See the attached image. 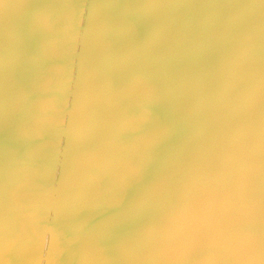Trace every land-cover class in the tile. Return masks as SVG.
Here are the masks:
<instances>
[{"label":"rangeland","instance_id":"obj_1","mask_svg":"<svg viewBox=\"0 0 264 264\" xmlns=\"http://www.w3.org/2000/svg\"><path fill=\"white\" fill-rule=\"evenodd\" d=\"M148 1L149 0H119V1L116 0V1H114V3L109 2V4L106 5L107 2L105 0H0V130H1L0 131V133H1L0 134V140H1L0 143L2 144V145L0 144L2 146V147L0 146V151H1L0 152V158H1L0 159V166H1L0 167V230L2 231L3 229H5V228H3V227H5L4 222L6 220H9L11 226L13 227V230L11 231V232H13L12 240L13 241L17 240V249H19V248L21 249V252L19 254L20 257L17 255V258H14L13 257V250L14 249H13L12 244L5 243V240L3 239L4 234L2 232H4L5 230L2 232L0 231V233L2 234V235L0 234L2 236V237L0 236V242H1L0 243V256H2V255L4 256L2 259L0 257V264H8V262H10L11 259L16 261V262H14V264H31L32 261H33L32 264H34V263H36L37 260H38L37 261L38 264H70V261L73 259V258H71L72 256L75 257V261L72 264H113V258H115V260H116L115 264H137V263L143 264L144 262H145L144 264H156V262H157V264H159V262H161L159 259H164L163 262H161L162 264H164V263L165 264H169V263L173 264L174 262H176V264H178L181 261L182 262L179 264H185V263L186 264H232V263L233 264H245V262L250 264L251 262H253V260L256 258V256L258 257V259L256 260L255 264H263V262H264V260H263V258H264V250H263L264 244H263V242H264V240H262L263 239L262 236H264V230H262V229H264V219L261 218L262 220H260V223H259V220H258L259 217L257 216L256 213H254L253 210H251L252 208L249 205H247L244 202L236 203L235 204L236 206L234 205L235 208L233 209V211H234L233 217H234V215L236 216V213L237 214L239 213V210H240V213H239V216L237 215L238 217H236V219L233 218L234 221H231V224L233 222H235L234 223L235 225L234 224H232V225L237 227V229L240 233V237L238 239L235 238L234 240H230L229 238L226 239L224 236L226 234V230L224 229L222 231V229H220V228H218V229L215 228L214 219L220 218L224 215H222L221 211L218 210L217 208H213V204H212V200H211L212 197L210 195L211 193L209 192V190H207L206 188H203L204 185H202L201 183H197V184H194L193 186L190 187L191 191L193 193H196V194L195 195H191L190 193L186 194L185 193L186 190L180 189V186H178V184H177V183H180L179 179L175 180L176 182L173 181L174 184L176 183L175 187L177 185V190L173 191L172 192L173 194H171L172 189H170V191L168 190L169 191L168 194L170 193V195H168V196L166 195L167 191H166V193H164V192H161L162 189H160L159 192L162 193L161 196H159L160 194H158V192L154 190V195H156V193H157V195L151 196V197L156 198L159 196V197L163 198V200H162L161 198L158 197L159 200L164 201V197H163L164 195H166L167 197L173 195V197H174L175 195H177V194L179 195V193H180L181 195H179V196L181 198V196L183 195L182 194L183 192L181 193V190H183L184 191V195H183L184 197H182V198H185V197L188 198L187 197V195H188L190 197L189 200L185 198V200L183 199V201H184L183 202L182 199L179 198V196H178V198H177V196H176V198L174 197L175 200L178 199L177 201L180 202V200H181L184 203V205L182 203V207H181V202L180 203L178 202L177 205H179V206H177L178 207L177 209H175L176 205L174 203L172 204V205H174V208L172 209L173 206L171 205V207L169 209L170 203L168 204L167 201H165V202L160 201V203H159L158 202L159 200L157 198H156L157 200L155 198L153 200V198L150 197V199H151L150 203L148 202L149 199H145L149 203V205H148L150 207V212H149V209H148L149 207L147 205H145L147 202H144L145 203L144 206L148 207V208L146 207V209L149 213L152 212L151 210L153 208L155 211V212L153 211L154 214H161V213L163 214V213H167V212L169 214L170 211L172 214V211H174L173 213H176L178 210V212L174 216L168 215L169 219L166 215H162L159 218V219H161V222H160V220H158V222L161 223L160 224L161 226H164L165 223L167 224L168 222L169 223L171 221L173 222V223L171 222V224L165 225V227H162V228H166L168 226V228H167V230H168V229H171L172 227H174L173 228L174 230H172V229L170 230L171 231L170 234L171 233L172 234L169 235V237H168V240H171L168 242V244L170 243L171 248L174 249V252H175L174 255L166 256V254H165L166 257H164V255H163V256H159L158 258L157 257L153 258V256H151L152 257L151 258L149 256L152 260H150V258L145 257L146 260L147 259L149 260V261L148 260L146 261L141 256V253L143 254V251L134 252L131 249L130 251L127 250V251H123L121 254L119 253L120 250H118L119 248H117V244L120 243L124 246L125 245L124 243L128 242L130 240V237H131L130 236L131 230L128 228V225L124 226L125 229L123 231L119 232V230H118L120 225H122L124 222L123 218H122L123 207L121 208L122 209V211H121L120 206L118 204L121 202V204L124 205V202L127 200V197L122 195V193H121L122 190H120V189H122V188H119V187H121L120 181H122V179H121L122 175H121V169L120 168H122V166H125V164L127 162L126 158H127V155H129V153L127 151H126V153L124 152L125 151V149H123L124 146H119V144L120 145L124 144V142H122V139H121V138H123L122 136L119 137V135H117V136L114 135L113 137H110L108 134H106L103 137V135H102L103 133L101 134L102 131L109 130L108 126L110 127V125H106V124H104V122H105V120H110L113 116V115L111 117L108 116L105 119L106 113L112 114L113 108L115 106H117V108H118V106L121 105L119 107L120 111H119V109H117V110L119 112H122L124 117H126L130 121L132 118H134L135 123L140 125V126L138 125L139 130L137 132V135H138L137 139H139V137H140L138 142L141 143L142 146L143 145L144 146L152 145V149H154V154H153V157H155L154 160L160 159L162 157V154H161L162 151L167 152V154L170 156V160H168L167 157L164 156V158L167 159V162L165 163L166 166L172 167L173 166L172 164L169 165L170 162L173 161V159L175 160L177 158H181L182 161H188L189 162L191 157H193L192 156L193 153L195 154L197 151H198L197 156H195L196 155L195 154L194 159L201 157L203 160H205L204 159L205 154L210 153V154L206 155V156L211 157L210 160L208 159L207 163L210 162L209 166H210V169H212V171H214L213 172L214 174L217 172L216 176L215 175L213 176V174H212L211 179H212V177H213V179H215V178L218 179L221 177V174L223 176V173H224L223 177H226L225 173H227L228 171L230 172L231 170H232V172L237 170V173H238L240 170L237 169L235 166H237L238 168L241 167L240 166L241 164H239L240 161L238 162V160L241 158L239 156H235V153H237V152L234 153V151L237 149V147H239L241 149V146L246 141H249L248 139H250V142L254 141L255 136L259 135L262 128H264V82H261V81H263L261 79H260L261 81H258L259 77H257V76L255 77L254 74H252V72H251L252 66L251 65H248L247 67L244 65L247 63L246 61H248V58L251 57V56H249L250 52L252 54L254 46H256V41L253 43H252V41L257 39V37H260V36L264 37V18L259 22L258 26H256V24L259 20L256 17H259V16L264 17V13H263L264 0H210L207 4V12H203V14L197 13V15L195 14L196 16L202 15L200 20L197 17L199 22L195 21L199 24V26H197L198 24L197 23L195 24V22L193 24L191 23L193 26H191L190 22L188 24L189 20L191 21V19H193L191 22H193L195 20L194 18H191V17L196 18L195 15L194 16L192 15L193 14L192 12H194V11H192V12L190 11V14L192 16L188 12L187 15H189L191 19L189 18L188 21L187 20L184 21V26H186L187 28L183 30L184 32L181 29L180 37L176 36V37H179V38H176L178 40L173 39V41L171 42V43H174L175 45L170 44V49L167 48V50H165V49L163 50V48L161 47L162 50H160V52H158L159 56L162 55L161 58H158V61L161 60V61H159V63L161 62L162 65L165 64L164 67L167 66L168 72L167 73H159L156 71V74H154V76H152V72H150V69H152V67L154 66L153 63L156 62V59L154 58L155 62H154V60H152L151 62H149V61L145 62L144 61L145 65L138 66V69L136 66L134 67V65L133 66L131 64L129 65L127 63L126 59H124L125 53L123 52V49H121V47L123 46L122 42L125 39V35L120 36V34H119L120 32L118 33L120 26L123 24H127V22H128V26L125 25L123 28L125 31L124 33L127 35L128 34L134 35V36H132L133 39L138 37L137 34H139V32H137V28H136L137 21L135 20L136 21L135 22L133 17H132V19H128L131 17V15L128 13L132 10V8L134 9V5H140V6H142L141 8L146 7ZM173 1H175V0H164V1L162 0L163 3H161L159 1L161 3V5H163L164 2H165V5H166V3L168 4V5H166V7L168 6L167 8H168L169 12L166 10L167 8H165V10L167 11V17L169 15V13H170L169 17H171L170 20L168 19L169 21L166 20V22L169 23V24L167 23L169 26L168 27L169 30L166 28L168 30L169 34H167L168 32L166 30L167 33H165V36L166 35L167 36L165 37V39H163V41L161 40L162 44H164L165 40H167V39L169 40V43H170L171 37L173 35L172 32H175L174 29H176V27H178L177 25H179V23H177V22L180 19H178L175 22V20L180 15V13H179V15L176 13V11L179 10V9L177 10V8H178L176 5L177 0L175 1V4L173 3ZM103 3H104V5H103ZM105 5H106V8H104ZM75 6H76V8H75ZM130 6H131V8L128 10V8ZM99 8L103 9V10L105 9V11L102 10V12H105V14L101 13L100 10L98 11ZM245 9L249 10V12H247ZM107 10H108V12L110 11L111 13L110 12L106 13ZM76 11L78 13H76ZM90 14H91V17H90ZM119 14L120 15L122 14V16H117ZM136 15H137V13H135V16ZM215 17H217V18H215ZM197 18H196V20H197ZM104 20H105V22H104ZM254 20H256V21H254ZM181 21H182V19L180 20V23H181ZM253 21H254V23H253ZM185 22L187 23V25H185L186 24ZM112 23H114V24H112ZM175 23H176V25H175ZM248 24H250L251 26ZM111 25H112V27H111ZM174 25L176 26L175 28H173ZM246 25H248V26H246ZM109 27H110V29H108ZM117 27H118V30L116 31ZM194 27L197 29V31L195 30ZM126 28H127V30H126ZM128 29H129V31H128ZM170 29H172V30H170ZM187 29H188V31H187ZM101 30H103V31H101ZM185 31H186V33H185ZM114 32H116L117 34L115 35ZM98 33H100V34H98ZM101 33H103V34H101ZM186 34L187 35L191 34V35L190 36L188 35L186 37ZM109 35L110 36L112 35V38ZM168 35H170V36H168ZM108 36H109V38H108ZM93 38L95 40H93ZM117 38H118V40H117ZM107 39H108V42H106ZM250 40H252V41H250ZM186 41L187 42L189 41V42L187 43ZM184 42H186L187 44L192 43L193 45L190 44L191 46H198L199 45L201 47L199 49V50H201L199 53V57L200 58L202 57L203 62H204L203 63L204 65L202 64L203 68H202L201 73H199V76L198 77L195 76V77H193L194 79H192L193 81H196V82H194V84H193V81L189 82V84H190V85H188L189 87H187V85H186L187 88H185V89H184V87L181 86L182 85L181 82L178 81L179 77H180L179 74H181V72H182L181 70H183V68L190 61V56L188 55V51L186 50L187 48L183 44ZM91 43H92V45H91ZM97 43H98V45H97ZM251 44L252 45L254 44V45L251 46ZM93 46L97 47V49L93 48ZM99 46H101V47H99ZM187 47H188V50L190 51L189 46H187ZM104 48H106L105 51H104ZM92 49H94V50L92 51ZM224 49H226L225 51H227V52H221V51H224ZM106 50H108V51H106ZM218 50H220V52ZM97 51H98V53H96ZM112 51H114V54L113 53L111 54V56H114V61L112 60L111 62L106 63V61H104L103 59L106 58L108 55H110V53ZM162 51H164V52H162ZM215 51H216V53H215ZM90 53H92V54H90ZM220 53H223V54L220 55ZM226 53L228 56L225 55ZM224 55H225V57H224ZM206 56L210 57V59H209V57H207L209 59V62H206L208 60L206 58ZM227 57H228V59H227L228 61L226 60ZM62 59L64 60L63 61L64 64L62 62ZM81 61H83V63ZM98 61H100V62H98ZM263 61H264V59H261L258 62H255V65L256 64H258V65L262 64L264 66ZM248 63L250 64V62H248ZM105 64H107V66ZM237 64H238V66H237ZM242 64L245 66L244 69H243V66H241ZM111 65H113V66H111ZM77 68H78V70H76ZM101 68H102V70H101ZM179 68H181V69L179 70ZM81 69L84 70L85 72L82 71ZM235 69H236V71H235ZM175 70H176V72H175ZM80 71H81V73H80ZM135 71H137V74L133 75L135 73ZM65 72H66V74H65ZM100 72H101V74H100ZM82 73H84V74H82ZM90 73H91V75H90ZM204 73L206 74L205 76H203ZM88 74L90 75V78H89ZM99 74H100V76L101 75L102 76L100 77ZM201 74L203 77L201 76ZM242 74H244V75L242 76ZM173 76L174 77L176 76V77L174 78ZM248 76H250V77H248ZM156 77L165 78L166 84L172 85L170 88V91H171L170 94H171V99H172L173 105L166 107L165 106V104H166L165 96L159 98L156 95V90H157L158 86L160 85V84H158L159 79H157ZM251 77H253V78H251ZM167 79H169V80L167 81ZM196 79L199 80L200 82L197 81ZM64 84L66 86H64ZM110 84H111L112 88L110 87ZM93 86H94V88H93ZM86 87H88V88H86ZM179 87L180 88L182 87L183 89H180ZM63 88H65V89H63ZM106 88H108V89H106ZM193 88H195V89H193ZM77 92H78V95L80 93V96L77 95ZM63 93L65 95H62ZM96 94H97V96H96ZM59 98H61V99H59ZM66 98H67V100H66ZM79 98H80V101L81 100L83 101L82 103L84 105L79 101ZM83 99H85V100H83ZM58 100H60V101H58ZM97 100L100 102H98ZM64 102L66 105L64 104ZM78 102H79V105L77 104ZM59 103H60V106L58 105ZM80 103L82 104V108H80L81 107ZM111 103L113 104V106ZM240 103H241V105H240ZM76 104L78 106L76 109H74L76 107ZM217 104L221 108L217 107ZM63 105H64V107H61ZM85 105H87V106L85 107ZM97 105L98 106L101 105V106L98 107ZM150 105L153 107H151ZM239 105L242 108L238 109ZM102 106H104V107H102ZM223 106H224V108L230 107L229 109H234V108L237 109L235 112L241 113V115H243V117H240V119L243 120V118H244L245 123L242 120L241 121L244 124L242 122H240V120H232L231 123H229L225 127L226 133L221 128L223 130L222 132L225 133V135H227L226 139H225V135H221V138L223 141L222 140L218 141V139H219L218 134L222 133V132L219 131V129H220L219 124H218L219 120L216 118V115H217V112H219V110H221L223 108ZM258 106H259V108H260V106H262V108H260V109L256 108ZM59 107H61L62 110H60ZM110 107H113L112 110L109 109ZM127 107H129V109ZM171 107H175L178 109L171 108ZM64 108H66V109H64ZM83 108H85L86 112L84 110L83 111L81 110ZM91 108H93L91 112L87 111L89 109L91 110ZM105 108H106V110L108 109V111H106ZM257 109H258V113L256 112ZM76 110L79 111L80 113L82 111V114H80ZM104 110L106 111V113ZM110 110L112 112H110ZM117 110L116 111L114 110L115 114L119 113ZM175 110H179L181 112L182 116L184 117L185 127L179 128L177 126L178 123H176L177 117H176ZM198 110H199V112H198ZM60 111H62V112H60ZM74 111L76 112V114L77 113L80 114V117H82L83 115L90 116L92 114L96 118L92 117V115H91L92 118L89 117V120H87L83 116L82 117V118H84L83 120L85 122L87 120V123H85V122L83 123V120H80V118L77 114L76 118H79V119L78 120L76 119L77 122L73 123V121H75L74 120L75 118H73V120H72L71 117H72V114ZM195 111H196V113H194ZM99 112L100 113L103 112L105 114L104 115L105 117L102 114L100 115ZM116 112H118V113H116ZM192 112L194 115L192 114ZM255 112H256V114H255ZM53 113H55V114L53 115ZM115 114H114V117H115ZM135 114H136V116H135ZM196 114H198V115H196ZM51 115H53V119L56 118V119H54V121L51 119L52 118ZM73 115H74L73 117H75V113ZM138 116H139V118H138ZM148 116L153 117V119L155 121H157V122H155V127H156V128H154V130L156 129L155 132H153V130H151V132H150L144 128L145 119ZM46 117H48L50 119H48V118L46 119ZM101 117L102 118L104 117V118L102 119ZM165 117H166V119L168 117V119L165 120ZM207 117L209 120L207 119ZM59 118H60V125H59V122L56 124V122L59 121ZM189 118H191V119H189ZM70 119H71V121H70ZM90 119H93V120H90ZM134 119H132V122H134ZM140 119H142V120H140ZM198 119H200V120H198ZM47 120L50 122H47ZM170 120L172 123L170 122ZM246 120H247V122H246ZM255 120H257V121H255ZM38 121H41V122H38ZM186 122H187V124H186ZM194 122H196V123L194 124ZM39 123L41 125H39L40 127L38 129H36L37 125ZM45 123H47L49 125L51 124V127L48 128L47 124H45ZM53 123H54V127H53ZM72 123H73V129L71 126ZM96 123L98 124V127H96L97 126ZM205 123L207 124V126L204 125ZM55 124H56V126H55ZM162 124H164V125H162ZM24 125H25V127H24ZM41 126L44 128H41ZM58 126H60V127H58ZM76 126L79 129L78 128L76 129ZM157 126H158V128H157ZM197 126L199 127V129ZM220 127H223L222 123H221ZM8 128H9V130H8ZM87 128L88 129L90 128V130H86ZM97 128H99V129H97ZM39 129H40V131H38ZM42 129H43V131H42ZM60 129L63 130V132L60 131ZM69 129H70V131H69ZM93 129H95L94 133H93V131H94ZM157 129H159V130H157ZM162 129L163 130L165 129L167 133H166V135L161 137V135H159L158 133ZM200 129L203 131H201ZM210 129H212V130H210ZM33 130H35V133ZM96 130H99V132ZM8 131H9V134H8ZM36 131H37V133H36ZM44 131L47 134H45ZM157 131H159V132L157 133ZM242 131H244L245 133L243 134ZM139 132L142 133V135H139L140 134ZM208 132H210L212 134L211 137H210V133H209V135L207 134ZM239 132H242V133H240L241 134L240 138H242L241 139L242 141L244 140L243 142L241 140H239L240 139L239 138ZM43 133H44V135H43ZM99 133L102 135V137ZM202 133L205 134V137ZM252 133H254V134H252ZM21 134L23 135L24 141L20 140V139H22V137H20ZM37 134H38V137H40V138H37ZM75 134L77 135L76 138H75ZM143 134H144V137H143ZM145 134L148 135V137H145ZM183 134H184V137H183ZM242 134L244 135V137ZM1 135H2V137H4V139L5 138L6 139L2 140ZM8 135H10V138L8 137ZM24 135H25V137H24ZM35 135H36V137H35ZM48 135H49V138H47ZM92 135H93V137H92ZM152 135H153V138H152ZM154 135H156V138L157 137L158 138L155 139ZM193 135H195V137H193ZM200 135H201V137H200ZM202 135H203L204 140L202 138ZM247 135L249 138L247 137ZM251 135H252V138H251ZM91 137L93 138V140L91 139ZM105 137H107L109 139V141H108V139H106L108 141V143H106L105 139H102ZM141 137H143L145 139H143ZM223 137H224V139H223ZM236 137H237V139H236ZM115 138H116V140H114ZM207 138H212V139H207ZM35 139L36 140L39 139V140L36 141ZM190 139L192 140V142ZM194 139L196 142H193ZM201 139L203 142L201 141ZM17 140H18V142H17ZM19 140L22 141L23 143L26 142L25 143L26 145H24L22 142H20V143H22L20 145L21 148L23 145L25 148V150L22 148L23 149L22 153H20L21 149H19V147H20L19 146ZM29 140H31V141L29 142ZM155 140H158V141L155 142ZM39 141L40 142L42 141L43 145H42V142L40 143ZM45 141L47 142V144ZM116 141H118L119 144ZM161 141L168 142V143H163ZM170 141H171V143H173L172 145H171ZM204 141H206L207 143H209L211 141L209 143L210 145L207 143L205 145ZM83 142H84V144H83ZM94 142H96L97 145H95ZM112 142H113V147L110 144ZM201 142L203 143L202 144L203 150H204V147L207 146L208 149H210V150L212 149L211 151H213L215 154L219 153V156L215 155L213 152L212 153L214 155L212 154V156H211V152H210V150L208 151V149L207 150L205 149L204 151L200 152L199 150H202V149H199V147L201 148V146H200ZM234 142H235V144L232 145ZM31 143H34V145L36 144L35 147L38 149V151L40 150L39 146L42 147V146H44V144H46V145H48L49 143H51V144H49L50 147H48L49 145L46 146V149H45V146L42 147L44 152L42 150H40V151H42V154H43V155L42 154L40 155V151L36 152L37 149H35V147H33L32 146L33 144H31ZM59 143H61V144H59ZM193 143H196V144H194L195 146L193 145ZM240 144H241V146H240ZM70 145H71V147L73 146L74 148H77V149H74L73 147L71 148ZM98 145H99L100 149H99ZM110 145H111V147H110ZM228 145L231 146V147L229 146V149L231 148V150H230L231 152H232V147L235 148V149L233 148L234 149L233 150V153H234L233 157H231L232 153L230 151H228L229 150ZM236 145H239V146H236ZM27 146H28L29 151L26 148ZM78 146H79V148H78ZM81 146L83 148H81ZM93 146H97L98 148L97 147H95V148H97L98 151H96V149ZM13 147H16V148H13ZM92 147H93V149H92ZM102 147L103 148L107 147V149L105 148L106 151H105V149H102ZM118 147L120 149H122L121 153H120V151H118V150H120ZM194 147H197L198 150L196 151L197 148H194ZM209 147H211V148H209ZM89 148H91L90 151H89ZM190 148H191L192 152L190 151ZM32 149H34V150H32ZM80 149H82V150H80ZM112 149H113V152L115 153V156L112 155L113 157H111V154H109V153H111L110 151H112ZM115 149L117 152L115 151ZM214 149H215V151H214ZM225 149L226 150L228 149L227 151L230 152L229 157L227 156V154L222 155L223 151L227 152ZM238 149L236 151L240 150V149L239 150ZM70 150H71V152L68 154V152ZM72 150H73V152H72ZM92 150L96 151V153ZM18 151H20V152H18ZM53 151H54V153H53ZM102 151L104 152V155H107V156L101 155V154H103ZM188 151H190V152H188ZM206 151H208V152H206ZM23 152L25 154H27V152H28V155H26L27 157L24 154V156L26 158L23 155H20V154H23ZM76 152H78V153H76ZM203 152H206V153L203 154ZM220 152L222 153L221 154L222 156L220 155ZM55 153H57L58 156ZM74 153H76V155H74ZM83 153H85V154H83ZM93 153H95V154L93 155ZM98 153L100 154V156H98ZM185 153H187V154H185ZM38 154L40 155V157L42 156V158H40ZM78 154L79 155L82 154V155L78 156ZM117 154H119V155L122 154V155H120L118 158V156H116ZM13 155H15V156H13ZM44 155L48 159H46ZM48 155H49V157H48ZM50 155L53 156V159ZM70 155L72 156V158ZM109 155H110L109 158H111V160L114 159V160H112V163L110 162V160L108 158ZM124 155H126V156H124ZM187 155H188L187 158H190V159L186 158ZM21 156H23L22 162H21V160L19 161V159H21ZM36 156H38L40 161H39V159L36 158ZM56 156L58 159H56ZM75 156H78L76 158V160H75ZM81 156L83 159L82 161H81ZM83 156H85V157H83ZM216 156H217V158H216ZM224 156H227L229 159L227 157H225V159H224ZM234 156L236 158L237 157L238 158L233 159V162H232L231 159L234 158ZM79 157H80V159H79L80 162H78ZM89 157H91V159H89ZM93 157H95L96 159H94ZM120 157H123L124 159H122ZM63 158H65V159H63ZM100 158H101V163H100ZM221 158L223 160L222 162L225 161L228 163V161H229L230 164H227V163L226 164L228 166L231 165V166H229V168L230 167L232 168L234 166L233 169H235V170L234 171H233V169L228 170V167L226 166L225 162L221 164V162H220ZM249 158L250 159L254 158V156L253 157L250 156ZM259 158H261V159H259V160L257 159L258 161H256L255 158L253 159L254 161H252V162H254V163L251 166L252 169L255 168L254 170H256L257 169L256 166H260L261 165L260 163L263 164L264 156L259 157ZM35 159H37V163H35L36 162ZM49 159H51V160H49ZM119 159H121L125 163H123L122 161L120 162ZM25 160H27V161H25ZM56 160L59 163H56L55 162ZM64 160H65L66 164H64L65 163V162H63ZM90 160H92V161L90 162ZM102 160H103V162H102ZM117 160H119L118 161L119 163L117 162ZM47 161H49L50 163ZM52 161L54 164L52 163ZM113 161H115V162H113ZM234 161L238 162V163L236 162L237 165L233 164V163H235ZM260 161H262V162H260ZM7 162L9 164V166L6 165ZM26 162H28V164H26L27 168H26V173H25L24 172L25 168H24V170H22V168L26 167L24 165V163H26ZM69 162H71V163H69ZM96 162H97V165H96L97 168H95V165H94V164H96ZM213 162H214V164H213ZM22 163H23V165H22ZM32 163H33V165H32ZM77 163H79V164L77 165ZM216 163H217V166H216ZM257 163L260 165H258ZM44 164H46L48 167ZM70 164L72 165V167L74 166L72 168L73 170H71ZM83 164H85V167ZM86 164H88V165H86ZM119 164H120V166H119ZM36 165L39 168L36 167ZM63 165H65V166L63 167ZM66 165H69L70 167L69 166L67 167ZM214 165H215L216 170L214 169ZM253 165H256V166H254V168H253ZM29 166L30 167L34 166V167H33V169L32 168L29 169L28 168ZM50 166H51V169L53 168L52 171L50 169ZM87 166L89 167V169ZM99 166L100 167L103 166V167H101V169H100ZM261 166L258 168L261 169ZM263 166H262V168H264ZM65 167L69 168L70 169L69 171H75V174H74V177H75L74 180L75 181L74 180L72 181V179H71V178H73V173L72 172L69 173V174H72V176L70 178V180H71L70 184L68 183V181H69L68 178L70 176L68 175V173L66 171L68 169L67 168L65 169ZM81 167H83L84 169ZM224 167H227V169H226L227 171H225ZM44 168H47V169L45 170ZM54 168H56V169H54ZM85 168L87 170H85ZM94 168L96 170H94ZM166 168H168V167H166ZM37 169L40 170V171L38 170V174H36ZM90 169H92L91 171L94 173H92L90 171ZM105 169H107V170H105ZM219 169H223V171H225V172H223L222 170H219ZM9 170H10V172H9ZM79 170H80V174L82 171L86 174H87V172L90 173L87 175L82 173V175H85L84 177H86L88 179L87 181H91V180L96 178L91 183L87 182L89 185L85 181L86 185L89 186V187L88 186L86 187V188H88L87 190L85 189L87 191L85 193H86V195H88L87 196L88 199H86V195L84 194L83 191L82 192L85 196H82L83 194L81 192V189L78 190V189L74 188V186H73V183H75L76 186H79L81 184H84V186H85V183H81V180L84 179V177L82 176L83 177V178L81 177L82 179L79 177L80 176ZM101 170L103 171V173L101 172ZM113 170H114V172H113ZM21 171L23 172V174ZM46 171L49 173L47 174ZM50 171H51V173H50ZM167 171H168V169H167ZM169 171H171V170H169ZM53 172H55V173H53ZM76 172H78V173H76ZM107 172H108V174H107ZM117 172L119 175H117ZM220 172H221V174H220ZM11 173H12V175L10 176ZM44 173L47 174L46 178L44 177V175H42ZM240 173H238V174H240ZM5 174H6V176H5ZM49 174H50V176H49ZM76 174H78V175L76 176ZM217 174H220V175H217ZM249 174H250V172H249ZM14 175H15V178L13 181L12 179H13ZM89 175H90V178L93 177V179L89 180ZM229 175H230V173H229ZM2 176H3V178H2ZM20 176L22 178L24 176V179L26 181L24 180L23 182L22 181L20 182V180H23V179H20ZM28 176H30V177H28ZM39 176H41V177H39ZM140 176H142L141 178L143 180V178H144L143 175H140ZM140 176H136V177H138L137 178L138 180L136 179V177L134 180L139 181ZM77 177H78V181L76 180ZM223 177H221V179ZM227 177H226V180H227ZM42 178H43L44 183L42 181ZM5 179H6V181H5ZM46 179L48 181L49 180L50 181L48 182V181H46ZM51 179H52V181H51ZM144 179H146V176ZM213 179L210 181H213ZM221 179H219V181ZM53 180H55V181H53ZM226 180L224 181V183L226 182L225 185L227 188H225V187L223 188V186H225L223 184V181L219 182L217 180L218 181L217 184L222 183L221 185H223L222 187H221V185H219L220 189L223 188L221 190V192L226 191L229 187ZM15 181H17V182H15ZM58 181H60V182H58ZM94 181L96 184L93 183ZM98 181H99V183H98ZM105 181L107 182V185H104ZM236 181H237V179H236ZM34 182H35V184H34ZM52 182L54 183V185L56 183V187L53 185ZM76 182L77 183L79 182L80 184L79 183L77 184ZM82 182H83V180H82ZM171 182H169V184H171ZM213 182H216V181H213ZM92 183H93V185H92ZM59 184L61 186H58ZM68 184H69V186L72 185V186H70V189H69ZM101 184L103 186L102 189H104V190L106 188L108 190L110 189L115 194L112 191H111L112 194H110V191H108V190H105V192H103L104 190L103 191L101 190V187H102ZM112 184H114V185L112 186ZM11 185H12V187H11ZM81 186H83V185H81ZM81 186H80V188H82ZM84 186H83V188H84ZM91 186H94V187H92L93 189L91 188ZM53 187H54V189H53ZM71 187H72V190H71ZM66 188H68V189H66ZM73 188H74V190H73ZM89 188L92 189L93 193ZM114 188H115V190H114ZM117 189H119V190H117ZM88 190L91 192V195L89 194L90 192ZM11 191H12V193H11ZM72 191H74L73 195H72ZM141 191H140V194L143 195L142 194L143 191L142 192ZM177 191H180V192L178 193ZM19 192H20V194H19ZM118 192H120L121 195L118 194ZM176 192H177V194H176ZM103 193H105V195L106 194L107 195L105 196V195H103ZM138 194H139V191H138ZM141 195L138 196V199H141V197H143ZM52 196L55 199L54 201H53ZM111 196L113 198H111ZM191 196H194V197H191ZM173 197L171 196V198L174 200ZM108 198L109 199L111 198V199L109 200ZM166 198H165V200H168ZM79 199L80 200L82 199V201H80ZM84 199H86V201H89V199H90V202H86ZM96 199L99 200V202L97 201L99 204L96 203V206H95V203L92 200H96ZM172 199L168 200V201L173 202ZM83 200L88 205H86L85 202L83 204ZM52 201H53V205L51 204ZM103 201L106 205L103 203ZM106 201L107 202L109 201L110 203L108 202V205H107ZM156 201L160 204L159 206L163 205L162 203H164V205L161 206V209L159 206H157L158 203ZM177 201H176V203H177ZM186 201L189 205L187 203H185ZM91 203L93 206H91ZM154 203H156V204H154ZM192 203H194V204H192ZM54 204H56V205H54ZM109 204H110V206H109ZM152 204L159 207V209L162 212L160 210H158V208ZM150 205H152L153 207H151ZM187 205L189 207L192 206V209H193V207L195 208V207H197V205H199V208H201V212L200 211L198 213L196 212V214H194L192 216L189 215V213L184 214L186 208L191 209ZM86 206H87V208L84 209V207H86ZM107 206H109V208H110L109 210H107V208H108ZM165 206H168V207L165 208ZM184 206H186V207H184ZM53 207H54V209H53ZM162 208H164L165 210H163ZM241 209H244V210H241ZM97 210H98V212H97ZM120 211H121V213H120ZM157 211H160L161 213L160 212L157 213ZM242 211H244V212L246 211L248 214L245 212L246 214L244 215V212H242ZM250 212H251V216H250ZM83 214H85L86 216ZM200 214H201V216H200ZM93 215H95V217L98 218V219H95L96 222L98 223L97 227L94 226L92 221H91V220H93V218H92ZM247 215H249L248 216L249 218H246ZM165 217L167 219H165ZM195 217H197V219ZM172 218H174V219H172ZM178 218H181V219H178ZM256 218H257V220L255 221ZM233 219H231V220H233ZM248 219L251 221H255V222L251 223ZM142 221L143 220L138 221V225H139L140 229L145 230V229H147V228H145L146 227L145 225H147V222L146 221L142 222ZM247 221H249L251 224L248 223ZM188 222H189V224H188ZM50 223H51V226L49 225ZM181 223H183V224H181ZM257 223H259L261 225L258 226ZM249 224L252 227L248 226ZM196 225H197V227H196ZM237 225L241 226L240 227L241 229ZM179 226L182 228H180ZM247 226H248V228L249 227L250 228L248 229ZM187 227H190V228H187ZM208 227L210 229H205ZM243 227H245L244 230H243ZM1 228H3V229H1ZM196 228H197V230H196ZM211 228H213L214 231H215V229H217V230L215 232H213V230ZM251 228H253V229H251ZM247 229H248V231L251 229L250 230L251 232L249 231V234L247 233L248 231H245ZM259 229H261V230L259 231ZM208 230H210V231H208ZM174 231H177L176 233H178V234H176ZM206 231H208V232H206ZM211 231L213 232V234ZM252 231L254 232V236L251 235ZM203 232L204 233L206 232V234L204 235ZM245 232H246V236L243 238V236H241V235H245ZM256 232H257V234H255ZM16 233H17V235H16ZM128 233H129V235H128ZM223 233H225V234H223ZM262 233H263V235H261ZM182 234H183V237H182ZM192 234L196 238L195 240H194V237H192V236L190 238V235H192ZM198 234H200L201 237L197 236ZM220 234H221L222 238L220 237ZM38 235H40V236H38ZM178 235H179V237H178ZM184 235H186V236H184ZM203 235H204V237H203ZM249 236L250 237L252 236V237L247 239V237H249ZM207 237H208V239H207ZM182 238H184L183 239L184 241L182 240ZM220 238L223 241L220 240ZM259 238L261 241H263L262 243L259 240ZM185 239H186V241H185ZM220 241L222 243H224L225 245L221 244ZM219 243H220V245H222V247H220ZM182 244H184V245H182ZM56 245H58V246H56ZM217 247H220V248H217ZM115 248L117 249V255L114 257L113 251ZM29 250L32 251L30 253L31 256L28 255L30 252ZM214 251H215V253L217 251V253L214 254L213 253ZM261 251H263V252H261ZM202 252H203V254H202ZM228 252H231V253H229V255H232V257H230L228 255ZM260 252H261V254H260ZM210 253H213L214 255L212 254L213 255L212 256ZM176 254L178 256H176ZM26 255H28V258H30L29 261H28L27 257H26L27 260H26V258H24ZM173 256H174V258L176 257V259L180 256L178 258L180 261L177 263L178 260L175 261L176 259L174 260ZM182 256H183V258H182ZM165 258L168 259L167 260L168 262H165ZM22 259H23V262H21ZM170 259H172L171 260L172 263H171V261H169ZM182 259L185 261H183ZM232 259L235 261V263ZM250 259H252V260H250ZM24 260H25V262H24ZM248 260H249V262H248ZM152 262H154V263H152Z\"/></svg>","mask_w":264,"mask_h":264},{"label":"bare ground","instance_id":"obj_2","mask_svg":"<svg viewBox=\"0 0 264 264\" xmlns=\"http://www.w3.org/2000/svg\"><path fill=\"white\" fill-rule=\"evenodd\" d=\"M106 2H107V4L106 5H108L109 4V2H112V3H114V1H116V0H105ZM119 1V0H118ZM161 3H163L162 2V0H159ZM158 0H149L148 1V3H147V5H146V7H144V8H141L142 6H140V5H134V9L132 8V10L128 13V14H130L131 15V17L130 18H128V19H132V17L134 18V21L136 20L137 21V23H136V28H137V32H139V34H137L138 35V37H136L135 39H133V37L132 36H134V35H127V34H125L124 32V26L126 25V26H128V22H127V24H123V25H121L120 26V29L118 30V27H117V29H116V31L118 30V33L120 34V36L122 35H125V39L123 40V46L121 47V49H123V52L125 53V58L124 59H126V61H127V63L130 65H134V67L136 66L137 67V69H138V66H142V65H145L144 64V61L145 62H147V61H149V62H151L152 60H154V62H155V59H156V62L155 63H153V67H152V69H150V72H152V76H154V74H156V71L157 72H159V73H167L168 72V69H167V66L166 67H164L165 66V64H161V62L159 63V61H161V60H159L158 61V58H161V56L162 55H160L159 56V54H158V52H160V50H162L161 49V47L163 48V50L165 49V50H167V48L168 49H170V44H173V45H175L174 43H171L172 41H173V39H176V38H179L180 37V34H181V29H182V31L184 30V29H186L187 27L186 26H184V21L185 20H189V18H190V16L189 15H187V13L189 12V14H190V11L192 12V11H194V12H192L193 14V16L196 14L197 15V13L198 14H203V12H207V4H208V2L210 1V0H175L176 1V5H177V10L178 11H176V13L179 15V13H180V15H179V17L175 20V22L178 20V19H182V21H181V23H180V20H178V22L177 23H179V25H177L178 27H176L175 25H176V23H175V25H174V27L173 28H175L176 27V29H174V31L175 32H172L173 33V35H172V37H171V40H170V43H169V40L167 39V40H165V42H164V44H162L161 42L163 41V39H165V37L167 36H165V33H167L168 32V22H166V20H170V18L171 17H169L170 16V13H169V15H168V17H167V11H168V6L166 7V5H168L167 3H166V5H165V2H164V4L163 5H161V3L159 2ZM164 1V0H163ZM175 1H173V3L175 4ZM134 2V1H133ZM103 5H104V3H103ZM106 5L104 6V8H106ZM165 6V7H164ZM194 6V7H193ZM113 7V6H112ZM126 7V6H125ZM75 8H76V6H75ZM82 8V7H81ZM131 8V6L128 8V10ZM165 8H167L166 10H165ZM125 9V8H124ZM83 10V9H82ZM81 10V11H82ZM100 10V12L101 13H104L105 14V12H102V10L103 9H98V11ZM119 10V9H118ZM197 10V11H196ZM246 10V9H245ZM103 11H105V9L103 10ZM214 11V10H213ZM247 12H249V10H246ZM108 12V10L106 11V13ZM110 12V11H109ZM108 12V13H109ZM114 12V11H113ZM120 12V11H119ZM124 12V11H123ZM169 12V11H168ZM262 12V11H261ZM76 13H78L77 11H76ZM111 13V12H110ZM117 13V12H116ZM135 13H137V15L135 16ZM209 13V12H208ZM263 13H264V10H263ZM73 14V13H72ZM108 15V14H107ZM177 15V16H178ZM191 15V14H190ZM191 15V16H192ZM195 15V16H196ZM254 15V14H253ZM70 16V15H69ZM117 16H122V14L120 15H117ZM201 16L202 15H199V16H196V18L198 17L199 18V20H200V18H201ZM90 17H91V14H90ZM167 17V18H166ZM94 18V17H93ZM118 18V17H117ZM126 18V17H125ZM191 18H194L195 20L193 21V22H191L193 19H191ZM190 19H191V21L189 20L188 21V24H189V22H190V24L192 23H194L195 21H198V18H197V20H196V18L195 17H191ZM215 18H217V17H215ZM256 18H258L259 20H258V22H257V24H256V26H258V24H259V22L264 18L263 16H259V17H256ZM127 19V18H126ZM96 20V19H95ZM110 20V19H109ZM108 20V21H109ZM168 20V21H169ZM85 21V20H84ZM111 21V20H110ZM130 21V20H129ZM135 21V22H136ZM222 21V20H221ZM254 21H256V20H254ZM254 21H253V23H254ZM104 22H105V20H104ZM118 22V21H117ZM199 22V21H198ZM130 23V22H129ZM168 23V24H167ZM186 23V22H185ZM197 22H195V24H196ZM222 23V22H221ZM112 24H114V23H112ZM117 24V23H116ZM121 24V23H120ZM132 24V23H131ZM191 24V26H193ZM194 24V25H195ZM198 24V23H197ZM246 24V23H245ZM134 25V24H133ZM185 25H187V23L185 24ZM248 25H250V24H248ZM248 25H246V26H248ZM255 25V24H254ZM108 26V25H107ZM110 26V25H109ZM197 26H199V24L197 25ZM251 26V25H250ZM111 27H112V25H111ZM115 27V26H114ZM113 27V28H114ZM132 27V26H131ZM190 27V26H189ZM253 27V26H252ZM168 30H167V29ZM172 28V29H173ZM195 28V27H194ZM78 29V28H77ZM108 29H110V27L108 28ZM112 29V28H111ZM172 29H170V30H172ZM114 30V29H113ZM126 30H127V28H126ZM166 30H167V32H166ZM195 30L197 31V29L195 28ZM194 30V31H195ZM101 31H103V30H101ZM128 31H129V29H128ZM187 31H188V29H187ZM193 31V30H192ZM195 31V32H196ZM184 32V31H183ZM70 33V32H69ZM113 33V32H112ZM115 33V35L117 34L116 32H114ZM128 33V32H127ZM185 33H186V31H185ZM194 33V32H193ZM98 34H100V33H98ZM101 34H103V33H101ZM167 34H169V32L167 33ZM183 34V33H182ZM113 35V34H112ZM112 35L110 36L111 38H112ZM136 35V34H135ZM189 35V34H188ZM187 34H186V37L188 36ZM191 35V34H190ZM189 35V36H190ZM71 36V35H70ZM97 36V35H96ZM100 36V35H99ZM109 36H108V38H109ZM168 36H170V35H168ZM176 36H179V37H176ZM106 37V36H105ZM185 37V38H186ZM98 38V37H97ZM110 38V39H111ZM256 38V37H255ZM121 39V38H120ZM93 40H95L94 38H93ZM117 40H118V38H117ZM162 40V41H161ZM176 40H178V39H176ZM250 41H252V40H250ZM249 41V42H250ZM256 41V46H254V49H253V53L251 54V52H250V54H249V56H251L250 58H248V61H246L247 63L246 64H244L246 67L248 66V65H251L252 66V74H254V76L256 77H259L258 78V81H261V80H263V81H261V82H264V66L262 65V64H260V65H258V64H256L255 65V62H258L259 60H261V59H264V37H262V36H260V37H257V39H255V40H253L252 41V43L253 42H255ZM106 42H108V39H107V41ZM110 42V41H109ZM187 42V41H186ZM186 42H184L183 44L186 46V50L188 51V55L190 56V61L188 62V64L183 68V70H181L182 72H181V74H179V82H181V86L182 87H184V89L185 88H187V87H189L188 85H190L189 84V82H191V81H193L192 79H194L193 77H195V76H199V73H201V71H202V68H203V58L201 57H199V53H200V51L201 50H199L201 47L199 46H191V45H193L192 43H190V44H187ZM248 42V43H249ZM56 43V42H55ZM103 43V42H102ZM111 43V42H110ZM251 43V42H250ZM81 44V43H80ZM84 44V43H83ZM107 44V43H106ZM91 45H92V43H91ZM90 45V46H91ZM97 45H98V43H97ZM96 45V46H97ZM111 45V44H110ZM120 45V44H119ZM254 45V44H253ZM252 44H251V46H253ZM63 46V45H62ZM71 46V45H70ZM117 46V45H116ZM187 46H189V49H190V51L188 50V47ZM99 47H101V46H99ZM104 47V46H103ZM112 47V46H111ZM68 48V47H67ZM93 48H96L97 49V47H94L93 46ZM107 48V47H106ZM106 48H104V51H105V49ZM110 48V47H109ZM119 48V47H118ZM81 49V48H80ZM103 49V48H102ZM112 49V48H111ZM219 49V48H218ZM221 49V48H220ZM94 49H92V51H93ZM100 50V49H99ZM114 50V49H113ZM215 50V49H214ZM217 50V49H216ZM226 49H224V51H221V52H227V51H225ZM84 51V50H83ZM106 51H108V50H106ZM117 51V50H116ZM115 51V52H116ZM121 51V50H120ZM212 51V50H211ZM210 51V52H211ZM219 52H220V50H218ZM251 51V50H250ZM100 52V51H99ZM162 52H164V51H162ZM186 52V51H185ZM214 52V51H213ZM84 53V52H83ZM96 53H98V51L96 52ZM109 53V52H108ZM114 54V51H112L111 53H110V55H106L107 57L106 58H104L103 60L104 61H106V63L107 62H111L112 60L114 61V56H111V54ZM215 53H216V51H215ZM90 54H92V53H90ZM102 54V53H101ZM187 54V53H186ZM185 54V55H186ZM214 54V53H213ZM221 54H223V53H220V55ZM83 55V54H82ZM87 55V54H86ZM209 55V54H208ZM219 55V54H218ZM226 56H228L227 55V53L225 54ZM225 55H224V57H225ZM84 56V55H83ZM93 56V55H92ZM97 56V55H96ZM91 57V56H90ZM116 57V56H115ZM164 57V56H163ZM207 57H209V56H206V58ZM66 58V57H65ZM87 58V57H86ZM92 58V57H91ZM100 58V57H99ZM155 58V59H154ZM205 58V59H206ZM97 59V58H96ZM118 59V58H117ZM120 59V58H119ZM208 59V58H207ZM206 59V60H207ZM209 59H210V57H209ZM209 59L206 61V62H209ZM223 59V58H222ZM225 59V58H224ZM228 59V57L226 58V60ZM250 59V60H249ZM102 60V61H103ZM64 60L62 59V62H63ZM205 61V60H204ZM228 61V60H227ZM66 62V61H65ZM82 63H83V61H81ZM85 62V61H84ZM98 62H100V61H98ZM205 62V63H206ZM248 62H250V64L248 63ZM264 62V61H263ZM67 63V62H66ZM74 63V62H73ZM102 63V62H101ZM243 63V62H242ZM63 64H64V62H63ZM111 64V63H110ZM120 64V63H119ZM122 64V63H121ZM203 64V65H202ZM240 64V63H239ZM106 66H107V64H105ZM104 65V66H105ZM231 65V64H230ZM243 64L241 65V66H243V69H244V66ZM100 66V65H99ZM103 66V65H102ZM111 66H113V65H111ZM237 66H238V64H237ZM231 67V66H230ZM229 67V68H230ZM233 67V66H232ZM97 68V67H96ZM100 68V67H99ZM108 68V67H107ZM242 68V67H241ZM95 69V68H94ZM176 69V68H175ZM181 68H179V70H180ZM228 69V68H227ZM237 69V68H236ZM236 69H235V71H236ZM71 70V69H70ZM76 70H78V68L76 69ZM82 70V69H81ZM101 70H102V68H101ZM242 70V69H241ZM247 70V69H246ZM61 71V70H60ZM82 71H84V70H82ZM91 71V70H90ZM170 71V70H169ZM178 71V70H177ZM244 71V70H243ZM85 72V71H84ZM175 72H176V70H175ZM180 72V71H179ZM77 73V72H76ZM80 73H81V71H80ZM89 73V72H88ZM65 74H66V72H65ZM64 74V75H65ZM68 74V73H67ZM75 74V73H74ZM82 74H84V73H82ZM100 74H101V72H100ZM100 74H99V76H100ZM137 74V71H135V73L133 74V75H136ZM176 74V73H175ZM89 75V74H88ZM90 75H91V73H90ZM90 75H89V78H90ZM174 75V74H173ZM206 74L204 73V75L203 76H205ZM244 74H242V76H243ZM67 76V75H66ZM77 76V75H76ZM86 76V75H85ZM102 76V75H101ZM100 76V77H101ZM117 76V75H116ZM130 76V75H129ZM178 76V75H177ZM201 76H202V74H201ZM202 76V77H203ZM93 77V76H92ZM105 77V76H104ZM110 77V76H109ZM174 77V76H173ZM172 77V78H173ZM176 77V76H175ZM174 77V78H175ZM196 77V78H197ZM248 77H250V76H248ZM94 78V77H93ZM103 78V77H102ZM157 79H159L158 80V84H160L159 86H158V88H157V90H156V95L159 97V98H161V97H164L165 96V102H166V104H165V106L166 107H168V106H170V105H173L172 104V99H171V94H170V88H171V86L172 85H170V84H166V79L165 78H162V77H156ZM233 78V77H232ZM251 78H253V77H251ZM88 79V78H87ZM97 79V78H96ZM111 79V78H110ZM109 79V80H110ZM198 79V78H197ZM196 79V80H197ZM261 79V80H260ZM105 80V79H104ZM112 80V79H111ZM169 79H167V81H168ZM257 80V79H256ZM100 81V80H99ZM106 81V80H105ZM197 81H199V80H197ZM64 82V81H63ZM78 82V81H77ZM175 82V81H174ZM194 82H196V81H193V84H194ZM200 82V81H199ZM61 84V83H60ZM108 84V83H107ZM179 84V83H178ZM185 86H184V85ZM68 85V84H67ZM77 85V84H76ZM87 85V84H86ZM176 85V84H175ZM186 85H187V87H186ZM232 85V84H231ZM64 86H66L65 84H64ZM84 86V85H83ZM103 86V85H102ZM195 86V85H194ZM197 86V85H196ZM105 87V86H104ZM110 87L112 88V86H111V84H110ZM180 88V89H183V88ZM192 87V86H191ZM61 88V87H60ZM84 88V87H83ZM86 88H88V87H86ZM93 88H94V86H93ZM63 89H65V88H63ZM67 89V88H66ZM106 89H108V88H106ZM193 89H195V88H193ZM62 90V89H61ZM81 90V89H80ZM187 90V89H186ZM68 91V90H67ZM85 91V90H84ZM87 91V90H86ZM93 91V90H92ZM179 91V90H178ZM183 91V90H182ZM181 91V92H182ZM195 91V90H194ZM61 92V91H60ZM83 92V91H82ZM101 92V91H100ZM188 92V91H187ZM190 92V91H189ZM99 93V92H98ZM88 94V93H87ZM181 94V93H180ZM59 95V94H58ZM61 95V94H60ZM62 95H65L64 93L62 94ZM76 95V94H75ZM77 95H78V92H77ZM168 95V96H167ZM170 95V96H169ZM179 95V94H178ZM195 95V94H194ZM68 96V95H67ZM78 96H80V93H79V95ZM96 96H97V94H96ZM167 96V97H166ZM61 97V96H60ZM65 97V96H64ZM76 97V96H75ZM84 97V96H83ZM109 97V96H108ZM114 97V96H113ZM196 97V96H195ZM77 98V97H76ZM91 98V97H90ZM97 98V97H96ZM100 98V97H99ZM59 99H61V98H59ZM63 99V98H62ZM78 99V98H77ZM108 99V98H107ZM112 99V98H111ZM179 99V98H178ZM66 100H67V98H66ZM69 100V99H68ZM76 100V99H75ZM83 100H85V99H83ZM58 101H60V100H58ZM64 101V100H63ZM77 101V100H76ZM79 101H80V98H79ZM92 101V100H91ZM98 101V100H97ZM116 101V100H115ZM81 103L83 102L82 100L80 101ZM88 102V101H87ZM90 102V101H89ZM98 102H100V101H98ZM112 102V101H111ZM74 103V102H73ZM80 103V105H81V107L80 108H82V104ZM64 104H65V102H64ZM78 105H79V102L77 103ZM76 104V107L74 108V109H76L77 108V105ZM86 104V103H85ZM112 104V103H111ZM110 104V105H111ZM219 104V103H218ZM218 104H217V107H220V106H218ZM59 106H60V103L58 104ZM62 105V104H61ZM66 105V104H65ZM84 105V104H83ZM108 105V104H107ZM240 105H241V103H240ZM238 106L239 108L238 109H240V108H242L241 106ZM87 105H85V107H86ZM92 106V105H91ZM98 106V105H97ZM99 106H101V105H99ZM98 106V107H99ZM112 106H113V104H112ZM121 106V105H120ZM120 106H118V108H117V106H115L114 108L113 107H110L109 109H111L112 110V108H113V113L115 114V111L117 110V109H119V107ZM151 106V105H150ZM228 106V105H227ZM226 106V107H227ZM61 107H64V105L63 106H61ZM61 107H59L60 108V110H62L61 109ZM102 107H104V106H102ZM109 107V106H108ZM107 107V108H108ZM151 107H153V106H151ZM186 107V106H185ZM96 108V107H95ZM128 109H129V107H127ZM171 108H175V107H171ZM221 108V107H220ZM228 108V107H227ZM227 108H224V106H223V108L221 109V110H219V112H217V115H216V118L219 120L218 122V124H219V128L221 129H223L224 130V132L226 133V131H225V127H226V125H228L229 123H231V121L232 120H240V122H244L245 123V119L243 118V120L242 119H240V117H243V115H241V113H237V112H235L237 109H227ZM256 108H258V109H260V108H262V106H260V108H259V106L258 107H256ZM64 109H66V108H64ZM68 109V108H67ZM92 109L93 108H91V110L89 109V110H87V111H92ZM175 109H178V108H175ZM258 109L256 110V112L258 113ZM79 110V109H78ZM82 111L84 110L85 112H86V110H85V108H83V109H81ZM105 110H106V108H105ZM104 110V111H105ZM110 110V112H112ZM115 110V111H114ZM127 110V109H126ZM187 110V109H186ZM232 110V111H231ZM27 111V110H26ZM64 111V110H63ZM77 111V110H76ZM82 111H81V113L79 112V111H77V112H79L80 114H82ZM103 111V110H102ZM106 111H108V109L106 110ZM106 111H105V113H106ZM118 111V110H117ZM119 111H120V109H119ZM118 111V112H119ZM188 111V110H187ZM260 111V110H259ZM60 112H62V111H60ZM94 112V111H93ZM92 112V113H93ZM96 112V111H95ZM118 112H116V113H118ZM198 112H199V110H198ZM256 112H255V114H256ZM43 113V112H42ZM75 113V117H73L74 114ZM84 113V112H83ZM100 113V112H99ZM107 114L106 113V117L104 116L105 114L103 113V112H101L100 113V115L102 114L104 117H105V119L108 117V116H112V118L110 119V120H105V122H104V124H106V125H110V127L108 126V129L110 130H107V131H100L101 132V134L103 135V137L106 135V134H108L110 137H113L114 135L115 136H117V135H119V137H123V138H121L122 139V142H124V144L123 145H120L119 143H118V141H116L118 144H119V146H124V148L123 149H125V153H126V151L129 153V155H127V158H126V160H127V162H126V164H125V166H122V168H120L121 169V175H122V181H120L121 183H120V186L121 187H119V188H122V189H120V190H122V195H124V196H126L127 197V200L124 202V205L123 204H121V202L118 204L119 206H120V209L123 207V211H122V209H121V211H122V218H123V224L122 225H120V227H119V232H121V231H123L125 228H124V226L125 225H128V228L131 230V237H130V240L128 241V242H126V243H124L125 245L123 246L122 244H117V248H119L118 250H120L119 251V253L121 254L123 251H130L131 249L134 251V252H140V251H143V254L141 253V256L143 257V259L144 260H146L145 259V257H147V258H150L151 256H153V258H155V257H159V256H163L164 255V257H166V256H168V255H170V256H172V255H174V249H172L171 248V245H170V243L168 244V242L169 241H171V240H168V237H169V235H171L170 234V230L172 229V230H174L173 228L174 227H172L171 229H168L167 230V228H168V226L166 227V228H162V227H165V225H167V224H171V222L169 223H165L164 224V226H161L160 224L161 223H159L158 222V220H160V222H161V219H159L160 218V216H162V215H166L167 217H168V219H169V216L168 215H172V216H174L177 212H178V210H177V212L176 213H173L174 211H172V214H171V211L169 212V214H168V212L167 213H161L162 211L160 210L161 209V206H163L164 205V203H162L163 205H161V206H159L160 204V201L161 202H165V201H167L168 202V204L170 205L169 206V209H170V207H171V205L174 203L176 206V208L175 209H177L178 207L177 206H179V205H177L178 204V202L179 201H177L178 199H176L175 200V198H176V196H177V198H178V196L179 195H181L179 192L180 191H177L178 193H179V195L177 194V192H176V194L177 195H175L174 197H173V195H171L173 198H174V200L171 198V196H169V197H167L168 195H170V193L168 194V192L170 191V189H172V191H171V194H173L172 192L173 191H176L177 190V185H176V187H175V184H174V182H176L175 180H178L179 179V182L180 183H177L178 184V186H180V189H185L186 191H185V193L187 194V193H190L191 195H195L196 193H193L192 191H191V189H190V187L191 186H193L194 184H197V183H201L202 185H204L203 186V188H206L207 190H209V192L211 193L210 195H211V200H212V204H213V208H217L218 210H220L221 211V213H222V215H224V216H222V217H220V218H217V219H214V224H215V228H220V229H222V231L225 229L226 230V234L225 233H223V234H225L224 236H225V238L226 239H230V240H234L235 238H239L240 237V233H239V231H238V229H237V227H235L234 225V223L235 222H233L232 224H234V225H232L231 224V221H234V219L233 218H235L236 219V217H238L239 216V213H240V210H239V213L237 214L236 213V216L234 215V217H233V209L235 208L234 207V205L236 204V203H239V202H244V203H246L247 205H249L252 209L251 210H253L254 211V213H256L257 214V216L259 217V223H260V220H262L261 218H263L264 219V168H262V166L264 165V162H263V164L262 163H260V164H258V165H260L261 166V169L260 168H258V167H260V166H256V165H253V168H254V166H256V170H254V169H252L251 168V166H252V164L254 163V162H252V161H254L253 159L255 158L256 159V161H258L259 159H261V158H259V157H263L264 156V128H262V130L260 131V134L259 135H257V136H255V140L254 141H251L250 142V139H248L249 141H246L242 146H241V144H240V146H241V149L239 148V147H237V149L239 150V151H234V153L235 152H237V153H235V156H239L241 159H239L238 160V162L240 161V163L239 164H241L240 166L241 167H237V166H235L237 169H239L240 171L238 172V173H240V174H238L237 173V170L236 171H234L235 169H233V167L231 168H229V166H231V165H227V164H230L229 163V161H228V163L227 162H225V164H226V166L228 167V170L230 169H233V171L234 172H232V170L229 172L230 173V175H229V173L227 172V173H225V176L227 177V180H226V177H223L224 176V173L223 172H225V171H227L226 169H227V167H224V169H225V171H223V169H219V170H222L223 172V176H222V174H221V172H220V174H221V177H223L222 179H221V177L220 178H218V179H216L215 177V179H213V177H212V179H213V181H216V182H213V181H210V180H212L211 179V176H212V174H213V176L215 175L216 176V173L214 174L213 172L214 171H212V169H210V166H209V164H210V162L209 163H207L208 162V159L210 160V158L211 157H209V156H206L207 154H210V153H206V152H208L210 149H208V147L206 148V147H204V150L206 149H208V151H206V152H203V154L204 153H206L205 154V160H203L201 157V159L198 157L197 159H194V157L195 156H197V153H198V148L197 147H194V148H197L196 149V155L193 153V157H191L189 154V156L191 157V159L190 158H187L188 157V155L186 156V158L187 159H190L189 160V162L188 161H182V159L181 158H177V159H173V161H171L170 162V164L169 165H173L172 167H169V166H166L165 165V163L167 162V159L168 160H170V156L167 154V152H165V151H162L161 152V154H162V157L160 158V159H157V160H154L155 159V157H153V154H154V149H152V145H148V146H142V144L141 143H139L138 141H139V139H140V137H139V139H137L138 138V135H137V132H138V130H139V124H136L135 123V119L134 118H132V119H134V122H132V119H131V121L130 120H128L126 117H124V115L122 114V112H119L118 114H115V117H114V114ZM136 113V112H135ZM175 113H176V117H177V122L176 123H178V127L179 128H183V127H185V121H184V117L182 116V114H181V112L179 111V110H175ZM191 113V112H190ZM194 113H196V111L194 112ZM202 113V112H201ZM55 113H53V115H54ZM61 114V113H60ZM64 114V113H63ZM73 114H72V120H73V118H75L74 120L75 121H73V123L75 122H77L76 121V119L78 120L79 118H80V120H83L84 118H86L87 120H89V117L90 118H92V117H95V116H93L91 113V115H92V117H91V115L90 116H86V115H83L84 116V118H82V117H80V114H78V116H79V118H76L77 117V114H76V112L74 111L73 112ZM98 114V113H97ZM149 114V113H148ZM192 114H193V112H192ZM39 115V114H38ZM53 115H51V119L54 121V119H56V118H54L53 119ZM68 115V114H67ZM89 115V114H88ZM99 115V114H98ZM146 115V114H145ZM172 115V114H171ZM174 115V114H173ZM194 115V114H193ZM192 115V116H193ZM196 115H198V114H196ZM195 115V116H196ZM28 116V115H27ZM50 116V115H49ZM69 116V115H68ZM86 116V117H85ZM135 116H136V114H135ZM140 116V115H139ZM139 116H138V118H139ZM204 116V115H203ZM62 117V116H61ZM103 117V118H104ZM155 117V116H154ZM201 117V116H200ZM206 117V116H205ZM48 117H46V119H47ZM82 118V119H81ZM96 118V117H95ZM100 118V117H99ZM102 118V117H101ZM102 118V119H103ZM199 118V117H198ZM16 119V118H15ZM39 119V118H38ZM45 119V118H44ZM48 119H50V118H48ZM109 119V118H108ZM161 119V118H160ZM167 119H168V117H167ZM166 119V117H165V120H167ZM189 119H191V118H189ZM188 119V120H189ZM207 119H208V117H207ZM43 120V119H42ZM51 120V121H52ZM64 120V119H63ZM87 120H86V122L83 120V123L85 122V123H87ZM90 120H93V119H90ZM140 120H142V119H140ZM172 120V119H171ZM171 120H170V122H171ZM198 120H200V119H198ZM209 120V119H208ZM242 120V121H241ZM56 121V120H55ZM70 121H71V119H70ZM163 121V120H162ZM207 121V120H206ZM254 121V120H253ZM255 121H257V120H255ZM34 122V121H33ZM38 122H41V121H38ZM47 122H50V121H48L47 120ZM59 122V125H60V118H59V121H57L56 122V124ZM96 122V121H95ZM140 122V121H139ZM155 122H157V121H155L154 119H153V117H151V116H148V117H146V119H145V124H144V128L146 129V130H148V131H150L151 132V130H153V132H155V130H154V128H156L155 127ZM167 122V121H166ZM165 122V123H166ZM188 122V121H187ZM187 122H186V124H187ZM222 123V126L223 127H220L221 126V123ZM242 122V123H243ZM246 122H247V120H246ZM20 123V122H19ZM36 123V122H35ZM55 123V122H54ZM54 123H53V127H54ZM64 123V122H63ZM73 123H72V129H73ZM79 123V122H78ZM81 123V122H80ZM90 123V122H89ZM93 123V122H92ZM141 123V122H140ZM172 123V122H171ZM191 123V122H190ZM196 122H194V124H195ZM243 123V124H244ZM254 123V122H253ZM37 124V123H36ZM45 124H47V123H45ZM56 124H55V126H56ZM97 124V123H96ZM39 125H41L40 123L37 125V128L36 129H38L40 126ZM76 125V124H75ZM74 125V126H75ZM81 125V124H80ZM83 125V124H82ZM139 125V126H138ZM162 125H164V124H162ZM167 125V124H166ZM204 125H206L207 126V124L205 123ZM209 125V124H208ZM8 126V125H7ZM36 126V125H35ZM34 126V127H35ZM47 126H48V128H50L51 127V124L49 125V124H47ZM86 126V125H85ZM88 126V125H87ZM6 127V126H5ZM19 127V126H18ZM24 127H25V125H24ZM58 127H60V126H58ZM69 127V126H68ZM90 127V126H89ZM93 127V126H92ZM95 127V126H94ZM96 127H98V124H97V126ZM114 127V128H113ZM198 127V126H197ZM196 127V128H197ZM201 127V126H200ZM41 128H44V127H42L41 126ZM40 128V129H41ZM47 128V129H48ZM75 128V127H74ZM78 127L76 126V129H77ZM81 128V127H80ZM142 128V127H141ZM157 128H158V126H157ZM253 128V127H252ZM26 129V128H25ZM30 129V128H29ZM40 129L38 130V131H40ZM56 129V128H55ZM54 129V130H55ZM79 129V128H78ZM82 129V128H81ZM96 129V128H95ZM95 129H93L94 131H93V133L95 132ZM97 129H99V128H97ZM198 129H199V127H198ZM204 129V128H203ZM219 129V131L220 132H222L223 130L221 129L220 130ZM255 129V128H254ZM8 130H9V128H8ZM49 130V129H48ZM47 130V131H48ZM86 130H90V128L88 129H86ZM157 130H159V129H157ZM163 130V129H162ZM165 130V129H164ZM195 130V129H194ZM201 130V129H200ZM208 130V129H207ZM210 130H212V129H210ZM250 130V129H249ZM253 130V129H252ZM256 130V129H255ZM1 131V130H0ZM25 131V130H24ZM31 131V130H30ZM34 131V133H35V130H33ZM42 131H43V129H42ZM60 131H62L63 132V130H61L60 129ZM68 131V130H67ZM69 131H70V129H69ZM78 131V130H77ZM80 131V130H79ZM96 131H98L99 132V130H96ZM201 131H203V130H201ZM228 131V130H227ZM245 131V130H244ZM244 131H242L243 132V134L245 133ZM7 132V131H6ZM12 132V131H11ZM45 132V131H44ZM53 132V131H52ZM56 132V131H55ZM105 132V133H104ZM141 132V131H140ZM139 132V133H140ZM159 131H157V133H158ZM207 132V131H206ZM231 132V131H230ZM242 132H239V138H240V133H242ZM3 133V132H2ZM36 133H37V131H36ZM40 133V132H39ZM38 133V134H39ZM49 133V132H48ZM59 133V132H58ZM70 133V132H69ZM82 133V132H81ZM85 133V132H84ZM87 133V132H86ZM92 133V134H93ZM138 133V134H139ZM196 133V132H195ZM204 133V132H203ZM202 133V134H203ZM209 133L210 132H208L207 134L209 135ZM223 133V132H222ZM219 133L218 135H219V139H218V141H220V140H222V138H221V135H225V133ZM259 133V132H258ZM1 134V133H0ZM7 134V133H6ZM8 134H9V131H8ZM24 134V133H23ZM33 134V133H32ZM38 134H37V138H40V137H38ZM45 134H47L46 132H45ZM96 134V133H95ZM100 134V133H99ZM100 134V135H101ZM159 134V133H158ZM171 134V133H170ZM194 134V133H193ZM231 134V133H230ZM242 134V135H243ZM250 134V133H249ZM252 134H254V133H252ZM43 135H44V133H43ZM86 135V134H85ZM98 135V134H97ZM102 135H101V137H102ZM139 135H142V133H140ZM196 135V134H195ZM195 135H193V137H195ZM204 135V137H205V134H203ZM203 135H202V138H203ZM211 133H210V137H211ZM232 135V134H231ZM246 135V134H245ZM1 137H2V135H1ZM8 137L10 138V135H8ZM20 137H22V139H20V140H23L24 141V139H23V135L21 134V136ZM24 137H25V135H24ZM35 137H36V135H35ZM68 137V136H67ZM77 137V135L75 134V138ZM92 137H93V135H92ZM91 137V139L93 140V138ZM118 137V138H119ZM125 137V138H124ZM143 137H144V134H143ZM143 137H141V138H143ZM145 137H148V135H146L145 134ZM154 137H155V139H157L156 138V135H154ZM162 137V136H161ZM183 137H184V134H183ZM200 137H201V135H200ZM226 137H227V135H225V139H226ZM243 137H244V135H243ZM247 137H248V135H247ZM45 138V137H44ZM47 138H49V135H48V137ZM74 138V139H75ZM81 138V137H80ZM117 138V139H118ZM152 138H153V135H152ZM216 138V137H215ZM246 138V137H245ZM249 138V137H248ZM251 138H252V135H251ZM6 139V138H5ZM4 139V137H2V140H5ZM33 139V138H32ZM79 139V138H78ZM83 139V138H82ZM86 139V138H85ZM102 139H108L107 137H105V138H102ZM143 139H145V138H143ZM148 139V138H147ZM151 139V138H150ZM149 139V140H150ZM198 139V138H197ZM207 139H212V138H207ZM223 139H224V137H223ZM236 139H237V137H236ZM242 138H240L239 140H241ZM8 140V139H7ZM6 140V141H7ZM19 140V146L23 143L22 141H20ZM36 140V139H35ZM34 140V141H35ZM39 140V139H38ZM38 140H36V141H38ZM80 140V139H79ZM96 140V139H95ZM99 140V139H98ZM113 140V139H112ZM114 140H116V138L114 139ZM119 140V139H118ZM191 140V139H190ZM199 140V139H198ZM203 140H204V138H203ZM253 140V139H252ZM26 141V140H25ZM31 140H29V142H30ZM49 141V140H48ZM101 141V140H100ZM104 141V140H103ZM108 141H109V139H108ZM108 141L106 140V143H108ZM120 141V140H119ZM156 141H158V140H155V142ZM200 141V140H199ZM201 141H202V139H201ZM208 141V140H207ZM223 141V140H222ZM242 141V140H241ZM244 141V140H243ZM242 141V142H243ZM0 142H1V140H0ZM8 142V141H7ZM17 142H18V140H17ZM20 142H22V143H20ZM33 142V141H32ZM40 142V141H39ZM38 142V143H39ZM42 142V141H41ZM40 142V143H41ZM46 142V141H45ZM50 142V141H49ZM88 142V141H87ZM98 142V141H97ZM161 142H163V141H161ZM191 142H192V140H191ZM193 142H196L195 141V139L193 140ZM203 142V141H202ZM201 142V144H200V146H201V148L199 147V149H202V143ZM211 142V141H210ZM209 142V143H210ZM241 142V143H242ZM26 143V142H25ZM25 143H23L24 145H26ZM39 143V144H40ZM64 143V142H63ZM71 143V142H70ZM78 143V142H77ZM81 143V142H80ZM103 143V142H102ZM115 143V142H114ZM116 143V144H117ZM160 143V142H159ZM163 143H168V142H163ZM170 143H171V141H170ZM204 143H205V145H206V141H204ZM209 143H207V144H209ZM238 143V142H237ZM236 143V144H237ZM1 144V143H0ZM6 144V143H5ZM14 144V143H13ZM31 144H33L32 146L33 147H35V145H34V143H31ZM46 144H47V142H46ZM46 144H44V146H45V149H46V146H48L49 144H51V143H49L48 145H46ZM59 144H61V143H59ZM76 144V143H75ZM74 144V145H75ZM83 144H84V142H83ZM89 144V143H88ZM94 144L95 145H97V143L96 142H94ZM100 144V143H99ZM111 145H112V147H113V142L112 143H110ZM122 144V143H121ZM157 144V143H156ZM155 144V145H156ZM173 143H171V145H172ZM192 144V143H191ZM190 144V145H191ZM194 144H196V143H193V145ZM198 144V143H197ZM235 144V142L232 144V145H234ZM2 145V144H1ZM0 145V146H1ZM4 145V144H3ZM24 145L22 146V148L25 150V148H24ZM38 145V144H37ZM41 145V144H40ZM42 145H43V142H42ZM63 145V144H62ZM61 145V146H62ZM101 145V144H100ZM111 145H110V147H111ZM192 145V146H193ZM210 145V144H209ZM30 146V145H29ZM44 146H42V147H44ZM107 146V145H106ZM118 146V145H117ZM157 146V145H156ZM195 146V145H194ZM197 146V145H196ZM229 146L230 145H228V149H229ZM236 146H239V145H236ZM2 147V146H1ZM6 147V146H5ZM42 147H40L39 146V148H40V150H42L43 151V148ZM48 147H50V145L48 146ZM47 147V148H48ZM70 147H71V145H70ZM73 147V146H72ZM71 147V148H72ZM88 147V146H87ZM94 148L95 147H97V146H93ZM93 147H92V149H93ZM98 147H99V145H98ZM97 147V148H98ZM231 147V146H230ZM13 148H16V147H13ZM21 148V146L19 147V149H21L20 151H18V152H20V153H22V151H23V149ZM27 148V150L29 151V149H28V146L26 147ZM42 148V149H41ZM74 148V147H73ZM78 148H79V146H78ZM81 148H83L82 146H81ZM97 148H95L96 149V151H98L97 150ZM106 149H107V147H105ZM105 148H103L102 147V149H105ZM119 148V147H118ZM193 148V147H192ZM209 148H211V147H209ZM234 147H232V152L230 151L231 150V148L228 150V151H230L231 153H232V156L231 157H233V150L235 149H233ZM18 149V150H19ZM35 149H37L36 147H35ZM61 149V148H60ZM66 149V148H65ZM68 149V148H67ZM74 149H77V148H74ZM87 149V148H86ZM85 149V150H86ZM90 149L91 148H89V151H90ZM99 149H100V147H99ZM106 149H105V151H106ZM110 149V148H109ZM117 149V148H116ZM116 149H115V151H116ZM120 149V148H119ZM173 149V148H172ZM178 149V148H177ZM14 150V149H13ZM26 150V151H27ZM32 150H34V149H32ZM39 150V151H40ZM48 150V149H47ZM51 150V149H50ZM55 150V149H54ZM80 150H82V149H80ZM121 150L122 149H120V150H118V151H120V153H121ZM175 150V149H174ZM203 149L202 150H199L200 152H202V151H204ZM212 150V149H211ZM210 150V152H211V156H212V154L214 153L213 151H211ZM226 150V149H225ZM226 150V151H227ZM15 151V150H14ZM17 151V150H16ZM38 151V149H37V151L36 152H39ZM42 151H40V155L42 154ZM60 151V150H59ZM92 151H94V150H92ZM96 151H94L95 153H96ZM173 151V150H172ZM190 151H191V148H190ZM190 151H188V152H190ZM214 151H215V149H214ZM227 151V152H228ZM1 152V151H0ZM4 152V151H3ZM2 152V153H3ZM25 152V151H24ZM23 152V154H20V155H23L24 156V154L26 153H24ZM44 152V151H43ZM47 152V151H46ZM49 152V151H48ZM65 152V151H64ZM71 152V150L68 152V154ZM72 152H73V150H72ZM109 152V151H108ZM111 153H109V154H111V157H113V156H115V153L113 152V149H112V151H110ZM113 152V153H112ZM117 152V151H116ZM192 152V151H191ZM213 152V153H212ZM222 152V151H221ZM220 152V155L222 154ZM224 152L223 151V154L222 155H224V154H227V156L229 157V154H230V152ZM53 153H54V151H53ZM67 153V152H66ZM76 153H78V152H76ZM76 153H74V155H76ZM95 153H93V155L95 154ZM102 153L103 154H101V155H104V152L102 151ZM127 153V154H128ZM176 153V152H175ZM181 153V152H180ZM50 154V153H49ZM52 154V153H51ZM55 154H57V153H55ZM83 154H85V153H83ZM92 154V153H91ZM124 154V153H123ZM158 154V153H157ZM185 154H187V153H185ZM200 154V153H199ZM202 154V153H201ZM215 154V153H214ZM213 154V155H214ZM238 154V155H237ZM26 155H28V152H27V154H25V156ZM39 155V154H38ZM40 155H39V157H40ZM43 155V154H42ZM80 155H82V154H80ZM79 154H78V156H80ZM113 155V156H112ZM120 155H122V154H120ZM119 154H117L116 156H118V158H119V156H120ZM184 155V154H183ZM195 155V156H194ZM215 155H218L219 156V153L217 154H215ZM221 155V156H222ZM13 156H15V155H13ZM17 156V155H16ZM23 156H21V159H19V161L21 160V162H22V157ZM24 156V157H25ZM45 156V155H44ZM51 156V155H50ZM57 156H58V154H57ZM57 156H56V159H58L57 158ZM60 156V155H59ZM66 156V155H65ZM64 156V157H65ZM71 156V155H70ZM69 156V157H70ZM78 156H75V160H76V158L78 157ZM91 156V155H90ZM98 156H100V154L98 153ZM97 156V157H98ZM104 156H107V155H104ZM124 156H126V155H124ZM164 156L165 157H167V159H165L164 158ZM227 156H224V159H225V157H227ZM234 156V158H232L231 159V161L233 162V159H237L236 157ZM250 156H254V158H249ZM2 157V156H1ZM27 157V156H26ZM25 157V158H26ZM33 157V156H32ZM48 157H49V155H48ZM52 157V159H53V156H51ZM50 157V158H51ZM62 157V156H61ZM74 157V156H73ZM83 157H85V156H83ZM110 157V155L108 156V158ZM158 157V156H157ZM177 157V156H176ZM183 157V156H182ZM227 157V158H228ZM258 157V158H257ZM36 158L37 159H39L38 158V156H36ZM40 158H42V156L40 157ZM45 158H46V156H45ZM44 158V159H45ZM55 158V157H54ZM60 158V157H59ZM71 158H72V156H71ZM87 158V157H86ZM85 158V159H86ZM94 159H96L95 157H93ZM117 158V159H118ZM120 158H122V159H124L123 157H120ZM216 158H217V156H216ZM1 159V158H0ZM37 159H35L36 160V162L35 163H37ZM46 159H48V158H46ZM63 159H65V158H63ZM80 159V157L78 158V160ZM89 159H91V157H89ZM153 159V160H152ZM213 159V158H212ZM229 159V158H228ZM243 159V160H242ZM258 159V160H257ZM264 159V158H263ZM49 160H51V159H49ZM77 160V161H78ZM83 159H82V156H81V161H82ZM88 160V159H87ZM86 160V161H87ZM106 160V159H105ZM108 160V159H107ZM109 160H110V162L112 163V160H114V159H112L111 160V158H109ZM116 160V159H115ZM120 160V162L122 161L121 159H119ZM119 160H117V162L119 161ZM186 160V159H185ZM218 160V159H217ZM220 160V159H219ZM8 161V160H7ZM25 161H27V160H25ZM39 161H40V159H39ZM43 161V160H42ZM46 161V160H45ZM73 161V160H72ZM92 160H90V162H91ZM125 161V160H124ZM223 160H222V158H221V164L222 163H224V162H222ZM11 162V161H10ZM29 162V161H28ZM28 162H26V163H24V165L26 166V167H23L22 168V170H24V168H25V173H26V168H27V165L26 164H28ZM47 162H49V161H47ZM46 162V163H47ZM56 163H59V162H57V160L55 161ZM63 162H65V160L63 161ZM78 162H80V160L78 161ZM85 162V161H84ZM88 162V161H87ZM102 162H103V160H102ZM109 162V161H108ZM109 162V163H110ZM113 162H115V161H113ZM116 162V163H117ZM123 162V161H122ZM187 162V163H186ZM215 162V161H214ZM214 162H213V164H214ZM217 162V161H216ZM235 162V161H234ZM237 162V161H236ZM236 162L235 163H233V164H235V165H237L236 164ZM237 162V163H238ZM260 162H262V161H260ZM40 163V162H39ZM50 163V162H49ZM48 163V164H49ZM52 163H53V161H52ZM51 163V164H52ZM69 163H71V162H69ZM75 163V162H74ZM83 163V162H82ZM95 163V162H94ZM100 163H101V158H100ZM105 163V162H104ZM107 163V162H106ZM115 163V164H116ZM119 163V162H118ZM123 163H125V162H123ZM6 164V163H5ZM54 164V163H53ZM64 164H66V162L64 163ZM79 163H77V165H78ZM90 164V163H89ZM93 164V163H92ZM232 164V165H233ZM6 165H8L9 166V164H8V162H7V164ZM22 165H23V163H22ZM32 165H33V163H32ZM35 165V164H34ZM39 165V164H38ZM44 165H46V164H44ZM71 165V164H70ZM84 165V167H85V164H83ZM86 165H88V164H86ZM95 165V168H97L96 167V165H97V162H96V164H94ZM168 165V164H167ZM220 165V164H219ZM224 165V164H223ZM47 166V165H46ZM56 166V165H55ZM65 165H63V167H64ZM67 167L69 166V165H66ZM91 166V165H90ZM112 166V165H111ZM119 166H120V164H119ZM216 166H217V163H216ZM239 166V165H238ZM1 167V166H0ZM5 167V166H4ZM22 167V166H21ZM33 167L34 166H32V167H28L29 169H33ZM36 167H38L37 165H36ZM48 167V166H47ZM62 167V168H63ZM67 167H65V169L67 168ZM70 167V166H69ZM74 167V166H73ZM72 165H71V170H73L72 168ZM88 167V166H87ZM100 167V166H99ZM101 167H103V166H101ZM101 167H100V169H101ZM166 167H168V168H166ZM264 167V166H263ZM39 168V167H38ZM81 168H83V167H81ZM92 168V167H91ZM94 168V170H96ZM117 168V167H116ZM170 168V169H169ZM174 168V169H173ZM217 168V167H216ZM221 168V167H220ZM5 169V168H4ZM45 170L47 169V168H44ZM50 169H51V166H50ZM54 169H56V168H54ZM68 170H66L67 171V173H68V175L70 176L68 179H69V181H68V183L70 184V178H71V176H72V174H69L70 172H72L73 173V178H71L72 179V181L75 179V177H74V174H75V171H69L70 169L69 168H67ZM75 169V168H74ZM78 169V168H77ZM76 169V170H77ZM84 169V168H83ZM88 169H89V167H88ZM104 169V168H103ZM154 169V170H153ZM167 169H168V171H167ZM214 169H215V165H214ZM19 170V169H18ZM35 170V169H34ZM38 170L39 169H37L36 171H37V173L36 174H38ZM53 170V168L51 169V171ZM85 170H87L86 168H85ZM92 169H90V171H91ZM105 170H107V169H105ZM169 170H171V171H169ZM216 170V169H215ZM218 170V169H217ZM254 172H253V171ZM5 171V170H4ZM28 171V170H27ZM40 171V170H39ZM51 171H50V173H51ZM59 171V170H58ZM69 171V172H68ZM112 171V170H111ZM120 171V170H119ZM8 172V171H7ZM9 172H10V170H9ZM22 172V171H21ZM33 172V171H32ZM47 172V171H46ZM92 172V171H91ZM101 172L103 173V171L101 170ZM113 172H114V170H113ZM154 172V173H153ZM249 172H250V174H249ZM6 173V172H5ZM28 173V172H27ZM31 173V172H30ZM29 173V174H30ZM49 172H47V174H48ZM53 173H55V172H53ZM52 173V174H53ZM76 173H78V172H76ZM82 173L83 174H85V175H87V174H90V173H88L87 172V174L86 173H84L83 171L81 172V174H80V170H79V177L81 178L82 176L84 177L85 175H82ZM92 173H94V172H92ZM120 173V172H119ZM144 173V174H143ZM7 174V173H6ZM6 174H5V176H6ZM22 174H23V172H22ZM46 173H44V174H42V175H44V177L46 178L47 177V174L45 175ZM57 174V173H56ZM101 174V173H100ZM99 174V175H100ZM107 174H108V172H107ZM110 174V173H109ZM113 174V173H112ZM139 174V175H138ZM220 174H217V175H220ZM227 174V175H226ZM12 175V173L10 174V176ZM27 175V174H26ZM40 175V174H39ZM78 174H76V176H77ZM117 175H119L118 174V172H117ZM116 175V176H117ZM140 175H143V177L145 178V176H146V179H144L143 178V180H142V176H140ZM38 176V175H37ZM49 176H50V174H49ZM101 176V175H100ZM99 176V177H100ZM106 176V175H105ZM104 176V177H105ZM136 176H140L139 177V181H137L138 179V177H136ZM8 177V176H7ZM6 177V178H7ZM17 177V176H16ZM28 177H30V176H28ZM27 177V178H28ZM39 177H41V176H39ZM82 177V178H83ZM108 177V176H107ZM121 177V176H120ZM135 177H136V179L137 180H134L135 179ZM218 177V176H217ZM2 178H3V176H2ZM9 178V177H8ZM14 178H15V175L13 176V181H14ZM26 178V177H25ZM81 178V179H82ZM86 177H84V179H85ZM225 178V179H224ZM20 179H23V180H20V182L22 181H24L25 179H24V176H23V178L20 176ZM50 179V178H49ZM55 179V178H54ZM84 179H82L83 180V182H82V180H81V183H85V181H86V183L88 182V183H91L93 180H95V179H93V177H91L90 178V175H89V180H91V179H93V180H91V181H87L88 179L86 178L85 180ZM113 179V178H112ZM219 179H221L220 181H219ZM236 179H237V181H236ZM19 180V179H18ZM76 180L78 181V177L76 178ZM117 180V179H116ZM219 182H222L223 181V184L225 185V183H224V181L226 180L227 181V183H228V191L226 190V191H224V192H221V190L225 187V188H227L226 187V185L225 186H223V185H221V184H217V182L218 181ZM5 181H6V179H5ZM26 181V180H25ZM41 181V180H40ZM42 181H43V178H42ZM46 181H48L47 179H46ZM50 181V180H49ZM48 181V182H49ZM51 181H52V179H51ZM53 181H55V180H53ZM61 181V180H60ZM60 181H58V182H60ZM75 181V180H74ZM104 181V180H103ZM172 181V182H171ZM174 181V182H173ZM15 182H17V181H15ZM14 182V183H15ZM80 182V181H79ZM78 182V183H79ZM169 182H171V184H169ZM13 183V182H12ZM31 183V182H30ZM43 183H44V181H43ZM53 183V182H52ZM72 183V182H71ZM77 183V182H76ZM77 183V184H78ZM86 183H85V186H84V184H81V185H83L84 186V188H83V186H81V185H79V186H76L75 185V183H73V186H74V188H76V189H81V192L83 191L84 192V194L86 195V193L85 192H87L86 190L88 189V188H86L88 185H86ZM93 183H95V181L93 182ZM93 183H92V185H93ZM98 183H99V181H98ZM114 183V182H113ZM215 183V184H214ZM34 184H35V182H34ZM69 184H68V186H69ZM80 184V183H79ZM96 184V183H95ZM103 184V183H102ZM102 184H101V186H102ZM174 184V185H173ZM180 184V185H179ZM13 185V184H12ZM12 185H11V187H12ZM19 185V184H18ZM29 185V184H28ZM27 185V186H28ZM31 185V184H30ZM53 185H54V183H53ZM104 185H107V182L105 181V184ZM114 184H112V186H113ZM219 185H221V187L223 186V188H221L220 189V187H219ZM15 186V185H14ZM55 187H56V183H55V185H54ZM58 186H61L60 184L58 185ZM70 186H72V185H70ZM70 186H69V189H70ZM80 186L82 187V188H80ZM95 186V185H94ZM94 186H91V188L92 187H94ZM16 187V186H15ZM26 187V186H25ZM89 187V186H88ZM162 187V188H161ZM36 188V187H35ZM74 188H73V190H74ZM103 188V186L101 187V190L103 191L104 189H102ZM111 188V187H110ZM194 188V187H193ZM53 189H54V187H53ZM59 189V188H58ZM66 189H68V188H66ZM86 189V190H85ZM90 189V188H89ZM93 189V188H92ZM92 189H90L91 191H92ZM113 189V188H112ZM143 189V190H142ZM160 189H162V191L161 192H164V193H166V191H167V193H166V195H164L163 197H164V201H162L163 200V198H161V197H159V196H161L162 195V193L161 192H159V190ZM175 189V190H174ZM179 189V188H178ZM23 190V189H22ZM71 190H72V187H71ZM105 190H108L107 188L105 189ZM105 190L103 191V192H105ZM114 190H115V188H114ZM117 190H119V189H117ZM143 192H142V191ZM154 190L155 191H157L158 192V194H160L158 197L159 198H161L162 200H159V198L158 197H156L159 201V203L157 204V206H159L160 207V209H159V207H157L156 205H154V204H156V203H154V204H152V205H154L155 207H157L158 208V210H160V211H157V213L158 212H160L161 214H154V208L151 210L152 212L151 213H149L150 212V207L148 206L149 205V203H150V201H151V199H150V197L151 196H156L157 195V193H156V195H154ZM169 190V191H168ZM183 190H181V193L184 195V191ZM203 190V189H202ZM27 191V190H26ZM69 191V190H68ZM89 191V190H88ZM108 191H110V194H112L111 193V191L112 190H108ZM138 191H139V194H138ZM140 191L142 192V194L143 195H141L140 194ZM15 192V191H14ZM13 192V193H14ZM54 192V191H53ZM71 192V191H70ZM73 192L74 191H72V195H73ZM77 192V191H76ZM83 192H82V194H83ZM90 192V191H89ZM107 192V191H106ZM113 192V191H112ZM197 192V191H196ZM11 193H12V191H11ZM28 193V192H27ZM92 193H93V191H92ZM102 193V192H101ZM114 193V192H113ZM121 193L120 192H118V194H120L121 195ZM163 193V194H164ZM199 193V192H198ZM19 194H20V192H19ZM82 195V196H85V195ZM88 194V193H87ZM90 195H91V192L89 193ZM109 194V193H108ZM109 194V195H110ZM115 194V193H114ZM175 194V193H174ZM189 194V195H190ZM56 195V194H55ZM71 195V196H72ZM103 195H105V193H103ZM107 195V194H106ZM105 195V196H106ZM139 195H141V196H143V197H141V199H138V196ZM181 196V198H180V196H179V198L180 199H182V201H183V199L185 200V198H182V197H184V196ZM38 196V195H37ZM87 196L88 195H86V199H88L87 198ZM93 196V195H92ZM39 197V196H38ZM53 197V196H52ZM103 197V196H102ZM121 197V196H120ZM167 197V198H166ZM187 197L188 198H186V199H188L189 200V196L187 195ZM191 197H194V196H191ZM84 198V197H83ZM82 198V199H83ZM90 198V197H89ZM111 198H113L112 196H111ZM110 198V199H111ZM151 198H153V197H151ZM155 198V197H154ZM154 198H153V200H154ZM155 198V199H156ZM165 198L166 199H168V200H171L172 199V201L173 202H170V201H168V200H165ZM82 199L80 200V201H82ZM86 199H84L85 201H86ZM95 199V198H94ZM109 199V198H108ZM109 199V200H110ZM145 199H149L148 200V202L145 200ZM156 199V200H157ZM179 199V200H180ZM36 200V199H35ZM34 200V201H35ZM55 199H54V197H53V201H54ZM83 200V204H84V201ZM113 200V199H112ZM111 200V201H112ZM152 200V201H153ZM202 200V199H201ZM53 201H52V205H53ZM94 203H95V206H96V203H98L99 202V200L98 199H96V200H92ZM91 201V202H92ZM98 201V202H97ZM105 201V200H104ZM104 201H103V203H104ZM176 201H177V203H176ZM181 200H180V202H181V207H182V203L184 202H182ZM36 202V201H35ZM34 202V203H35ZM86 202H90V199H89V201H86ZM85 202V204L86 205H88L87 203ZM92 202V203H93ZM107 202V201H106ZM109 202V201H108ZM108 202H107V205H108ZM143 202V203H142ZM144 202H147L146 204L144 203ZM155 202V201H154ZM179 202V203H180ZM201 202V201H200ZM210 202V201H209ZM82 203V202H81ZM92 203H91V206H93L92 205ZM110 203V202H109ZM153 203V202H152ZM185 203H187V201L185 202ZM50 204V205H51ZM57 204V203H56ZM56 204H54V205H56ZM99 204V203H98ZM97 204V205H98ZM105 204V203H104ZM143 204V205H142ZM144 204L145 205H147L146 207L149 209V212L147 211V209H146V207L144 206ZM166 204V203H165ZM188 204V203H187ZM192 204H194V203H192ZM191 204V205H192ZM51 205V206H52ZM106 205V204H105ZM152 205H150L151 207H153ZM167 205V204H166ZM183 205H184V203H183ZM186 205V204H185ZM189 205V204H188ZM187 205V206H188ZM202 205V204H201ZM206 205V204H205ZM109 206H110V204H109ZM109 206H107L106 208H107V210H109L110 208H109ZM144 206V207H143ZM173 207H172V209L174 208V205H172ZM195 206V205H194ZM236 206V205H235ZM238 206V205H237ZM248 206V207H249ZM33 207V206H32ZM166 207H168V206H165V208ZM184 207H186V206H184ZM189 207V206H188ZM201 207V206H200ZM247 207V208H248ZM87 208V206L86 207H84V209H86ZM145 208V209H144ZM189 208H191V209H188V208H186V210H185V212H184V214H186V213H189V215H194V214H196V212L198 213L199 211L201 212V208H199V205H197V207H193V209H192V206L191 207H189ZM237 208V207H236ZM53 209H54V207H53ZM98 209V208H97ZM163 210H165L164 208H162ZM168 209V208H167ZM174 209V210H175ZM184 209V208H183ZM245 209V208H244ZM244 209H241V210H244ZM156 210V209H155ZM181 210V209H180ZM121 211H120V213H121ZM168 211V210H167ZM18 212V211H17ZM52 212V211H51ZM97 212H98V210H97ZM166 212V211H165ZM237 212V211H236ZM242 212H244V211H242ZM246 212V211H245ZM244 212V215L247 213H245ZM51 214V213H50ZM119 214V213H118ZM181 214V213H180ZM202 214V213H201ZM201 214H200V216H201ZM248 214V213H247ZM83 215H85V214H83ZM108 215V214H107ZM208 215V214H207ZM238 215V216H237ZM243 215V216H244ZM254 215V214H253ZM51 216V215H50ZM86 216V215H85ZM116 216V215H115ZM138 216V217H137ZM184 216V215H183ZM186 216V215H185ZM199 216V217H200ZM249 215H247L246 216V218H249L248 217ZM250 216H251V212H250ZM181 217V216H180ZM188 217V216H187ZM194 217V216H193ZM204 217V216H203ZM213 217V216H212ZM93 220H91L92 221V223H93V225L94 226H96L97 227V222H96V220L95 219H98L97 217H95V215H93ZM196 219H197V217H195ZM121 219V218H120ZM165 219H167L166 217H165ZM171 219V218H170ZM172 219H174V218H172ZM178 219H181V218H178ZM210 219V218H209ZM231 219H233V220H231ZM238 219V218H237ZM251 219V218H250ZM45 220V219H44ZM140 220H143V221H146L147 222V225H145L146 227L145 228H147V229H145V230H142V229H140L139 228V225H138V221H140ZM200 220V219H199ZM207 220V219H206ZM249 220V219H248ZM257 220V218L255 219V221ZM52 221V220H51ZM84 221V220H83ZM82 221V222H83ZM142 221V222H143ZM174 221V220H173ZM193 221V220H192ZM243 221V220H242ZM251 223L252 222H255V221H251V220H249ZM249 221H247L248 223H250ZM81 222V223H82ZM145 222V223H146ZM167 222V221H166ZM177 222V221H176ZM179 222V221H178ZM205 222V221H204ZM80 223V222H79ZM173 223V222H172ZM180 223V222H179ZM208 223V222H207ZM250 223V224H251ZM259 223H257V225L259 226V225H261V224H259ZM263 223V222H262ZM83 224V223H82ZM178 224V223H177ZM181 224H183V223H181ZM180 224V225H181ZM188 224H189V222H188ZM195 224V223H194ZM248 225V226H251V225ZM4 225H5V227H3V228H5V229H3V228H1V229H3L2 231H4V232H2L1 230V232L4 234V237H3V239L5 240V243H8V244H12V246H13V257L14 258H17V255L19 256V254H20V252H21V249L19 248V249H17V240H12V234H13V232H11L12 230H13V227L11 226V224H10V222H9V220H6L5 222H4ZM3 225V226H4ZM50 226H51V223L49 224ZM173 225V224H172ZM176 225V224H175ZM186 225V224H185ZM202 225V224H201ZM183 226V225H182ZM211 226V225H210ZM238 226V225H237ZM248 226H247V228H248ZM144 227V226H143ZM180 227V226H179ZM191 227V226H190ZM190 227H187V228H190ZM196 227H197V225H196ZM201 227V226H200ZM206 227V226H205ZM239 228L241 227V226H238ZM252 227V226H251ZM254 227V226H253ZM170 228V227H169ZM176 228V227H175ZM180 228H182V227H180ZM202 228V227H201ZM244 228L245 227H243V230H244ZM250 228V227H249ZM248 228V229H249ZM194 229V228H193ZM205 229H210L209 227L208 228H205ZM212 230H213V228H211ZM217 229H215V231L217 230ZM241 229V228H240ZM239 229V230H240ZM248 229L247 230H245V231H248ZM251 229H253V228H251ZM250 229V230H251ZM196 230H197V228H196ZM195 230V231H196ZM200 230V229H199ZM203 230V229H202ZM242 230V231H243ZM249 230V231H250ZM261 229H259V231H260ZM262 230H264V229H262ZM52 231V230H51ZM208 231H210V230H208ZM208 231H206V232H208ZM214 230H213V232H215ZM241 231V230H240ZM249 231L247 232L248 234H249ZM258 231V230H257ZM173 232V231H172ZM175 233L177 232V231H174ZM179 232V231H178ZM206 232L204 233V235L206 234ZM212 232V231H211ZM213 232H212V234H213ZM218 232V231H217ZM244 232V231H243ZM251 232V231H250ZM263 232V231H262ZM11 233V234H10ZM174 233V234H175ZM184 233V232H183ZM186 233V232H185ZM192 233V232H191ZM190 233V234H191ZM200 233V232H199ZM261 233V232H260ZM1 234V233H0ZM20 234V233H19ZM176 234H178V233H176ZM218 234V233H217ZM247 234V235H248ZM255 234H257V232L255 233ZM2 235V234H1ZM0 235V236H1ZM16 235H17V233H16ZM28 235V234H27ZM128 235H129V233H128ZM204 235H203V237H204ZM251 235H253L254 236V232L252 231V233H251ZM261 235H263V233L261 234ZM38 236H40V235H38ZM42 236V235H41ZM181 236V235H180ZM184 236H186V235H184ZM191 236L192 237H194L193 236V234L192 235H190V238H191ZM197 236H199V237H201L200 236V234H198ZM213 236V235H212ZM241 236H243V238L246 236V232H245V235H241ZM2 237V236H1ZM178 237H179V235H178ZM182 237H183V234H182ZM189 237V236H188ZM209 237V236H208ZM208 237H207V239H208ZM220 237H221V234H220ZM252 237V236H251ZM250 236L249 237H247V239L248 238H251ZM257 237V236H256ZM23 238V237H22ZM222 238V237H221ZM220 238V240H222ZM262 240H264V236H262ZM175 239V238H174ZM184 238H182V240H183ZM187 239V238H186ZM186 239H185V241H186ZM196 238L194 237V240H195ZM204 239V238H203ZM202 239V240H203ZM224 239V238H223ZM23 240V239H22ZM225 240V239H224ZM245 240V239H244ZM259 240H260V238H259ZM24 241V240H23ZM184 241V240H183ZM223 241V240H222ZM237 241V240H236ZM256 241V240H255ZM258 241V240H257ZM261 241V240H260ZM124 242V241H123ZM263 241H261V243H262ZM1 243V242H0ZM27 243V242H26ZM186 243V242H185ZM220 243L221 244H223V245H225L224 243H222L221 241H220ZM220 243H219V245H220ZM20 244V243H19ZM192 244V243H191ZM255 244V243H254ZM260 244V243H259ZM263 244H264V242H263ZM50 245V244H49ZM182 245H184V244H182ZM193 245V244H192ZM205 245V244H204ZM218 245V246H219ZM262 245V244H261ZM11 246V245H10ZM56 246H58V245H56ZM220 247H222V245H220ZM220 247H217V248H220ZM254 247V246H253ZM11 248V247H10ZM205 248V247H204ZM251 248V247H250ZM252 249V248H251ZM263 249V248H262ZM215 250V249H214ZM264 250V249H263ZM30 251V250H29ZM218 251V250H217ZM217 251H216V253H217ZM32 251H30L29 252V254L28 255H30V253H31ZM258 252V251H257ZM261 252H263V251H261ZM261 252H260V254H261ZM214 254H216L215 253V251L213 252ZM213 253H210L211 255L213 254ZM229 253H231V252H228V255H229ZM259 253V252H258ZM35 254V253H34ZM165 254H166V256H165ZM202 254H203V252H202ZM201 254V255H202ZM213 254V255H214ZM233 254V253H232ZM257 254V253H256ZM28 255H26L24 258H28ZM117 255V249L115 248L114 249V251H113V256L115 257ZM212 255V256H213ZM31 256V255H30ZM33 256V255H32ZM140 256V257H141ZM150 256V257H149ZM176 256H178L177 254H176ZM211 256V257H212ZM230 257H232V255H229ZM260 256V255H259ZM1 257V259L4 257L3 255L2 256H0ZM20 257V256H19ZM34 257V256H33ZM46 257V256H45ZM180 257V256H179ZM178 257V258H179ZM27 258H26V260H27ZM71 258H73L71 261H70V264H72V263H74V261H75V257H71ZM107 258V257H106ZM152 258V257H151ZM150 258V260H152ZM156 258V259H157ZM168 258V257H167ZM173 258H174V256H173ZM176 259V257L174 258V260L175 261H177V263L180 261L179 259ZM182 258H183V256H182ZM198 258V257H197ZM252 258V257H251ZM181 259V258H180ZM258 259V257L256 256V258L253 260V262H251L250 264H255L256 263V260ZM30 260V258H28V261ZM148 260V259H147ZM146 260V261H147ZM161 262H163V260L164 259H159ZM168 259H166L165 258V262H168L167 261ZM172 259H170L169 261H171ZM183 260V259H182ZM201 260V259H200ZM233 260V259H232ZM250 260H252V259H250ZM263 260H264V258H263ZM21 261V260H20ZM38 261V260H37ZM37 261H36V263H37ZM149 261V260H148ZM156 261V260H155ZM183 261H185V260H183ZM234 261V260H233ZM232 261V262H233ZM247 261V260H246ZM260 261V260H259ZM14 262H16L15 260H10V262H8V264H14ZM21 262H23V259H22V261ZM24 262H25V260H24ZM33 262V261H32ZM32 262H31V264H32ZM65 262V261H64ZM107 262V261H106ZM159 262V261H158ZM161 262H159V264H162ZM182 262V261H181ZM181 262H179V263H181ZM201 262V261H200ZM209 262V261H208ZM248 262H249V260H248ZM258 262V261H257ZM36 263H34V264H36ZM116 263V260H115V258H113V264H115ZM145 263V262H144ZM143 263V264H144ZM147 263V262H146ZM152 263H154V262H152ZM171 263H172V261H171ZM178 263V264H179ZM230 263V262H229ZM234 263H235V261H234ZM38 264V263H37ZM138 264V263H137ZM156 264H157V262H156ZM165 264V263H164ZM170 264V263H169ZM173 264H176V262H174ZM186 264V263H185ZM233 264V263H232ZM245 264H248L247 262H245ZM263 264H264V262H263Z\"/></svg>","mask_w":264,"mask_h":264},{"label":"snow or ice","instance_id":"obj_3","mask_svg":"<svg viewBox=\"0 0 264 264\" xmlns=\"http://www.w3.org/2000/svg\"><path fill=\"white\" fill-rule=\"evenodd\" d=\"M166 130H160V132H159V135H161V136H164V135H166Z\"/></svg>","mask_w":264,"mask_h":264}]
</instances>
